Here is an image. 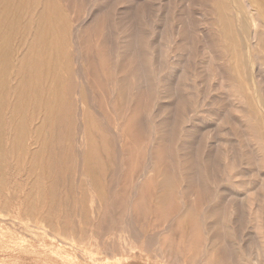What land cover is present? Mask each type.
I'll return each mask as SVG.
<instances>
[{
	"label": "bare ground",
	"instance_id": "bare-ground-1",
	"mask_svg": "<svg viewBox=\"0 0 264 264\" xmlns=\"http://www.w3.org/2000/svg\"><path fill=\"white\" fill-rule=\"evenodd\" d=\"M78 1H80L81 2V6H82V4L84 5V6H86V10H84V9H82L81 7V9L82 10H84L85 11V14H87L86 15V17L84 18V19H82V21H80L81 22V24L78 26L79 28L80 27H85V28H87V29H93L94 27H98V29L99 28H102L101 30V32H103V30L105 29L106 30V32L107 33H110V32H112V36H113V31H111V30H113L114 29V34H117V33H120V34H122L123 36H122V38L121 39H119V37L121 36H117V38L119 39H116V38H114L113 37V39H116V45L114 46L113 45V49L111 48L110 50H109V55L108 56H110V58L109 57H107V58H109V59H111L112 61V63L114 64V65H112L114 68H113V70L114 71H116V72H118V73H116V72H113V70H112V68H111V71L113 72V73H115V74H117V75H119V73H123L122 74V76H121V74H120V76L122 77H118V78H120V80L118 79V80H114V78H115V76H117V75H115L114 76V74H110V72H109V74L107 73L108 72V70H107V72H106V70L105 69H103V72H106L107 74L105 75V76H110V75H112V76H114V78H112V76H110L112 79H109V77H105L104 75H103V72H102V77H105L104 78V82H106L107 83V85L109 84H112L113 83V85H114V83L117 85L118 83L120 84L119 85V87L120 86H122L120 89V91H122L121 93H120V91H119V89H115V85L113 86V88H112V86L110 87V86H108V88L107 87H105V89H106V91L107 90H109L110 88H112L111 90V92H106V93H108V94H106V93H104V94H106V96H108L110 93V96L113 94V92H115V97H117L118 96V100H122V101H125V99H123V97L124 98H126L127 97V99H128V96H130V98L129 99H134V97H137L138 99H139V101L138 100H135L134 102L136 103V102H138L136 105H138L139 103L141 104V102L142 101H146V103H144L143 102V104L141 105V107L140 106H137L136 107V112H134V110H135V108H133L134 110H133V112H134V114L135 113H137V111H139V112H141L140 111V109H137V108H142L143 109V111H142V114H144L145 116H147L148 115V117H146L147 118V123H146V125H147V130H144L143 129V134H145V138H144V135L143 136H141V137H143L142 139L144 140L145 139V141H144V143H146V144H143V142H142V144H140V145H138V146H140L139 148L137 147V149H141L143 146L142 145H144L146 148H145V153L141 150V152H143L144 154H145V156H144V154H142V153H140L139 151H138V153H140L139 155H143L144 156V158L143 159H140L139 160V157H141V156H137L138 155V153H136L137 151H135V150H137L136 148L134 149V148H131V147H133V145H128L129 146V148L131 149V155H132V151H135V152H133V155L136 153L137 155H134L135 156V158H137L138 159V165H137V163H133V166H134V169H133V166H129L128 167V165L126 164V163H128V162H130V161H128L127 162V159H126V161H124L125 159H124V156L126 155H128L129 153L127 152L126 154H124L125 153V151H126V149H127V144H124L123 143V137H124V133H125V135L129 132L128 130L131 128V127H133V126H135L136 125V123H138L139 122V117H141V116H137V114H135V115H133V116H135L133 119H135L136 117V119L138 120V121H136V119H135V121H133L134 122V124L132 125V122L130 121V119L128 118L129 117V115H128V117H127V115L126 114H128V112L126 111V113L124 112V111H121L120 113H123V115L125 116V117H127L129 120L128 121H130L131 122V126H130V128H129V122H127L128 124V129H127V133L126 132H124L123 131V128H126V126H124V120H122L123 118L122 117H118L117 116V118H115L114 119V121L111 123V127H110V130L109 131H111V129H112V131L115 133V136H116V138H117V140H118V145L119 146H121L122 148H125V150L124 149H121L122 151H124V153L122 152V154H124L123 155V161L125 162V165H127V167L128 168H130L131 167V169L134 171V173L135 172H137V176L136 175H133V177H135L136 176V178L134 179L133 177V181H128L130 178H128V180H126V181H128V186L127 185H125V178H124V180H123V178H122V181H124V182H122L123 183V187H121L120 188V190H122V189H124V187L126 188V186H127V188L128 189H130L131 188V185H132V183L131 182H133V185L134 186H132L133 187V191H131V192H128V191H123V193L124 194H126V192H127V194L128 193H131V194H133L134 192H135V190L137 191V189L138 188H141V187H143L144 189L147 187H149V189L150 188H152V192H154V193H152V195H151V197L153 198V199H155V201H152L151 199V197H150V195L148 194V196H147V198H151L150 199V201L153 203V202H155V203H157V204H155L156 206L157 205H159V206H161L160 204H162V206L168 201V203H169V201H171L172 199L174 200L173 202H176V201H178L177 200V198H176V188L177 187H179L177 190H179L180 191V186H179V184L176 182L177 180H174V178L176 177H174V175H176V171H175V173H173V172H170V171H172L171 169L169 170L168 168L173 164V166H174V164H178V163H176L175 161H177L178 159H179V157H177L178 159L177 160H174L176 157L174 156L175 154H173V156L175 157L174 159L172 158L173 156H172V153L175 151H171V159H173L174 160V162L175 163H173V161H172V164H170V166H169V161L167 160V159H169L170 160V156L168 155V154H170V150L172 149V144H176V143H179V145H178V148L179 147H181L180 149H182V151H180V154L178 155V156H180L181 154H182V157L183 156H185L183 159L185 160V163L187 162V171L185 172V170H184V174L182 173V175H184L185 176V174L187 175L186 177L187 178H189L188 176L189 175H191V174H193V169H195V172H196V167L198 168V167H200L196 162V159H194V157L196 156V155H194V154H196V153H194V151H195V145H199L200 147H199V150H200V148H201V150H203V153L202 152H200L201 154H203V161L202 162H204V166L202 165V168L201 169H203V167H205V169L206 170H209V171H211L212 170V168H214V165H213V163H216L215 161H213L212 159H213V157L214 158H216V159H218V158H220V160H223V158H224V162L222 161L221 163H220V165H219V169H220V175H219V173L218 174H214L213 176H211V178H212V180H211V178L209 177L210 176V174H212V172L210 173L209 172V175L208 174H206V173H204V170H201L203 173H198V176H200V177H202V180H200V177L198 178V180H200V183L198 182V180L196 179L195 180V182H194V184H196L197 182L199 183V184H202L201 185V188L197 185V187H195L196 185H194V187L195 188H197V189H199L200 188V193H202V200H205V201H207V202H203V203H208V204H212V202L213 201H220L219 203H222L223 201H225V203L227 202V200H233V201H237V199L238 200H242V203H237V204H243V201L248 197L247 195H249V194H251L252 193V191L251 190H254L255 189V187L257 188V190H258V188H260L259 186H261L262 187V190H264V0H172V3H173V8H172V10H170L171 9V2L169 1V0H166V2L168 3V4H166V5H163L161 8L159 7V9H161V12H162V18H161V14L158 16V17H160L161 19L159 20L160 22L162 21V27H161V29L159 30L160 32V35H159V38H161V39H159V40H157V42H153V39L151 40V39H149V37L148 36H153V35H155V34H153L151 31L153 30V24H150V33H148V35H147V37L145 38V36L143 37L142 35V32L140 31V30H138V29H140L139 28V26H135L136 28H137V30H134L132 27V29H128V22L126 23V22H124V23H120V26L118 27V26H116L113 22H109V20H111V18L112 19H114V16H115V14L117 13L116 12V10H115V14L113 15L112 14V16H111V18H110V15L108 14V12H104L105 10L107 11V8L105 9L104 7H103V5H104V3L106 4V2H107V0H97V1H94V0H78ZM78 1H76V4H78L79 5V3H78ZM115 1V0H114ZM117 1V0H116ZM120 1H122V0H120ZM144 2H146V1H149V0H143ZM142 1V2H143ZM62 2L65 4V1L64 0H0V127L2 126V124H3V120H4V114H3V112H4V109H5V105L7 104H5V93H6V87H7V85L9 84H7V80L11 77L10 75H11V73L13 74V76H14V78H18V80L16 81V82H18V84H19V86L17 85V87H15L14 89L15 90H13V92L15 91V95H16V97H17V99L19 100V102L22 100V98H27V97H29L30 95H32V99H33V105L36 103L37 105H38V108H40L41 106V104H43L44 105V108L45 107H47V108H45V112H46V114H47V117H49V119H50V117L52 116L51 115V112H53V109L54 110H57V109H60V107L62 106H65L64 104H65V99L62 97H59L58 96V98H57V101H55V99L54 98H52V99H54V101H55V106H53V104L52 105H50L51 103H49V102H47V101H49V99L48 100H46V101H44V97H43V95L45 94V91H44V93H43V95H42V90H45V89H43V87H42V89H40V86H43V85H40V80L42 79V76L41 75H43L42 73V71H43V69L45 68V73H46V77H44V81H45V78H46V80H48L47 79V75L49 74L48 72H51V73H53L52 72V70H54V69H52V67L53 68H59V66H60V63H62L63 62V60L61 59V58H59V59H61L62 61L60 62V60L58 59H56V56L57 55H59V54H61L60 55V57H62L64 60H65V63L69 60V56H71V58L72 57H74V56H72L71 54H70V52L68 51V50H70L69 48H73L74 46H70L68 49H66L67 47H64L63 46V44H62V46L65 48L64 50L62 49V47H61V45H60V43H58V40H57V38L55 39V37L56 36H59V35H61V34H70L73 30H76L78 27L76 26V27H74L73 26V24L72 23H70V21L72 20V19H74V18H71V20H68V16L66 15V12H65V10H64V6H62L61 4H62ZM90 2H94L93 4L92 3H90ZM136 2V1H135ZM138 2V1H137ZM115 3V2H114ZM119 3V2H118ZM129 3V2H128ZM86 4V5H85ZM126 4V3H125ZM131 4V3H130ZM137 4V3H136ZM143 4V3H142ZM146 3H144V5H145ZM66 5V4H65ZM70 5V4H69ZM71 5H72V2H71ZM78 5H76V7L78 6ZM170 5V7H168V6ZM84 6H82V7H84ZM116 5L114 4V7H115ZM117 6H118V4H117ZM143 6V5H142ZM69 7H71V6H69ZM72 7H74V6H72ZM75 7V8H76ZM113 7V8H114ZM144 7V6H143ZM147 7V6H146ZM146 7H144V8H146ZM65 8H68V7H66L65 6ZM74 8V9H75ZM78 8V7H77ZM80 8H78L79 10H80ZM136 8H138V7H136ZM136 8H134V6H133V11H136V10H134V9H136ZM149 8V7H148ZM148 8H147V11H148ZM73 9V11H75ZM77 9V10H78ZM112 9V8H111ZM126 9V8H125ZM139 9L141 10V7L139 6ZM69 10H71V9H69ZM76 10V11H77ZM82 10H80V11H82ZM145 10V9H144ZM144 10H141V11H143L144 12ZM122 10H119V14H120V12H121ZM141 11L140 12H138V10L136 11V15H137V12L140 14L141 13ZM170 11V12H169ZM132 12V11H131ZM160 12V13H161ZM172 12V16L173 17H170L171 15H170V13ZM82 13V12H81ZM80 13V14H81ZM133 13V12H132ZM153 13V12H152ZM152 13H150V14H152ZM79 14V13H78ZM77 14V16L76 17H79V15ZM111 14V13H110ZM118 14V15H119ZM122 14H123V12H122ZM125 14V13H124ZM127 14H129V13H127ZM138 14V15H139ZM72 15V14H71ZM117 15V16H118ZM121 15V14H120ZM131 15V14H130ZM147 15H149V13L147 12ZM82 16H85V15H82ZM81 16V17H82ZM122 17H123V15H121ZM126 14L124 15V18H126V17H128V16H126ZM146 16V15H145ZM132 15H131V19H132ZM139 17H142V16H140L139 15ZM147 17V16H146ZM80 18V17H79ZM79 18H77V20L79 19ZM109 18V19H108ZM119 18H121V17H119ZM135 17H133V19H134ZM133 19H132V21H133ZM137 19H139V18H137ZM136 19V20H137ZM140 19H142V18H140ZM150 20H151V17L149 18ZM159 19V18H158ZM76 20V21H77ZM123 20V19H122ZM127 20V19H126ZM135 20V21H136ZM143 20V19H142ZM149 20V21H150ZM76 21L74 22V23H76ZM79 21V20H78ZM114 21H115V19H114ZM116 21H117V19H116ZM132 21H131V23H132ZM138 21V20H137ZM136 21V22H137ZM144 21V20H143ZM146 22V21H145ZM153 22V21H152ZM158 21H157V18H156V21H155V23H157ZM159 22V23H160ZM110 23H112L113 25H111ZM116 23V22H115ZM154 23V22H153ZM118 25V24H117ZM130 25V24H129ZM136 25H138V24H136ZM142 25V24H141ZM140 25V27H142ZM160 25V24H159ZM113 26V29L111 28V27ZM133 26H134V22H133ZM145 26H147V24L145 25ZM130 27V26H129ZM149 27L147 26V30H148V32H149ZM160 27V26H159ZM108 28H111V30H110V32L108 31L109 29ZM135 28V29H136ZM82 29V28H81ZM86 30V29H85ZM84 30V31H85ZM83 31V32H84ZM96 31V30H95ZM143 31H144V29H143ZM75 32V31H74ZM78 32V31H77ZM80 32H82V31H80ZM80 32H79V34H80ZM87 32V31H86ZM86 32H84V33H86ZM100 33L98 30L94 33V31H93V35H96V33ZM122 32V33H121ZM88 33H89V30H88ZM86 34V37L90 40V36L88 37L87 35H89V34ZM90 33V34H91ZM97 33V34H98ZM155 33V32H154ZM75 34H76V32H75ZM81 34H83V33H81ZM101 34H103V33H101ZM101 34H98V35H101ZM106 34V33H105ZM146 34V33H145ZM153 34V35H152ZM157 34V33H156ZM78 35V34H77ZM108 35V34H107ZM80 36V35H79ZM82 36V35H81ZM114 36H116V35H114ZM65 37V35L63 36L62 35V37L61 38H64ZM67 37V36H66ZM65 37V38H66ZM83 37H85V36H83ZM95 37V36H94ZM100 37L101 36H97L96 37V39L95 40H93V43H95L96 42V40H97V43H103L104 44V47H105V45H107L106 46V48L108 47V44H105V40L104 39H102V40H104L103 42H100V41H102V40H100ZM105 38V36L103 35L102 36V38ZM60 38V37H59ZM71 38V37H70ZM82 38V37H81ZM97 38H99V39H97ZM109 38H112V37H109ZM151 38V37H150ZM57 40V42L55 41V40ZM83 39V38H82ZM88 39L85 41V42H87L88 41ZM92 39H94L93 37H92ZM106 39V38H105ZM19 40L21 41V42H19ZM71 40H74L73 38L71 39ZM17 41L21 44L22 43V41L23 42H25L26 43V45H27V50H28V53H29V57H26L25 58V56H26V54L25 55H20V57H19V61H18V64L16 65V67H14L15 69V71H13L12 69H13V58H15V56H14V53H15V50H14V48H15V45H16V43H17ZM91 42H92V40H90ZM95 41V42H94ZM115 41V40H114ZM55 42H56V44H55ZM61 42H62V39H61ZM89 42V41H88ZM87 42V43H88ZM107 42H109L108 41V39H107ZM106 42V43H107ZM65 43H67L66 41H65ZM74 43H75V41H74ZM159 43H161V45L159 44ZM23 44V43H22ZM68 44V43H67ZM76 44V43H75ZM85 44V43H84ZM90 44V43H89ZM92 44V43H91ZM91 44H90V46H91ZM96 44V43H95ZM99 44H96L95 46L97 47V45H98V48H100L101 46H99ZM102 44V45H103ZM24 45V44H23ZM53 45H60V47L58 46V48H59V50L57 51V52H60V49H62V52H60L59 54H57L56 55V53L54 54V55H52V50L50 49V53L48 52V49L49 48H52V47H54ZM66 45V44H65ZM69 45V44H68ZM68 45H66V46H68ZM110 46H112V45H110ZM56 47V49H58L57 48V46H55ZM103 48V46L101 47V50H103L102 49ZM15 49H17V47L15 48ZM82 49V48H81ZM89 49H90V47H89ZM55 50V49H54ZM83 50V49H82ZM91 50V49H90ZM105 50H107V49H105ZM105 50L103 51V52H105ZM56 51V50H55ZM94 51V50H93ZM71 52H72V50H71ZM80 52V51H79ZM86 52V51H85ZM84 52V53H85ZM97 52H99L98 50H97ZM107 52V51H106ZM17 53V52H16ZM18 53H19V51H18ZM82 54H84L83 53V51L81 52ZM93 53V52H92ZM92 53H90V54H92ZM98 54H101V52L100 53H98ZM74 55V54H73ZM78 55H79V53H78ZM77 55V56H78ZM86 55H87V53H86ZM89 55V54H88ZM88 55H87V58H88ZM93 55V57H96L97 56V58H98V55H97V53H96V55L93 53L92 54ZM95 55V56H94ZM52 56H55V59L53 58V60H57L58 62H60V63H58V64H56V65H53V66H51V64H52V62H53V60L51 59L52 58ZM76 56V57H77ZM100 56V55H99ZM103 56V55H102ZM107 56V55H106ZM185 56H187V58L189 59V61H191V60H193L194 61V63H192V64H194V66H196V68H193V70L191 71V70H189V68H186L187 70H189L190 72H188V71H186L185 70V66H183V62H184V60H182V58H184ZM85 57V56H84ZM78 58V57H77ZM77 58H76V60H77ZM86 58V59H87ZM89 58H91V60L90 61H94V60H92V57H90L89 56ZM97 58H95V60L97 59ZM106 58V59H107ZM82 59V58H81ZM99 59V58H98ZM80 59H78L77 61H79ZM89 60V59H88ZM100 60H101V57H100ZM187 60V59H186ZM71 61V63H73L72 62V60H70ZM102 62H103V60H101ZM108 61H110V60H108L107 59V61L106 62H108ZM84 63V60H82L81 61V63ZM100 61H98L97 63H99ZM188 61H186V63H187ZM20 63V64H19ZM54 63H56V62H53V64ZM90 63V62H89ZM93 63V62H92ZM101 63V62H100ZM103 63H105V62H103ZM111 63V64H112ZM190 63V64H191ZM67 64L69 65V66H66V67H70V64H69V62H67ZM76 64V63H75ZM85 64V63H84ZM87 64V63H86ZM85 64V65H86ZM96 64V63H95ZM107 64V63H106ZM185 64V63H184ZM57 65H59V66H57ZM65 65V64H64ZM83 65V64H82ZM81 65V66H82ZM91 65H94V64H91ZM97 65V64H96ZM95 65V66H96ZM99 65V64H98ZM62 66V65H61ZM100 66H103V65H100ZM100 66H98V68L100 67ZM105 67L107 66V65H104ZM183 66V67H182ZM188 66V65H187ZM192 66V65H191ZM193 66V67H194ZM63 68H61L60 67V69H59V71L61 72L62 70H64V66H62ZM108 67V66H107ZM109 67H111V65L109 66ZM75 68V67H74ZM78 69V68H77ZM87 69L89 70V67L88 68H86V66H85V71H83L84 73H82V74H87V73H85L86 71H87ZM91 69V73H95V71L93 70V72H92V67L90 68ZM196 69V70H195ZM57 70V69H56ZM55 70V71H56ZM84 70V69H83ZM97 70V69H96ZM105 70V71H104ZM110 70V69H109ZM66 71L67 72H69V70H67L66 69ZM70 71H73V68H71V70ZM101 71V70H100ZM65 72V71H64ZM63 72V73H64ZM62 72H61V74H63ZM74 73V72H73ZM73 73H70V74H73ZM97 73H99V72H97ZM60 74V73H59ZM59 74H58V76H59ZM77 75V73H74V75ZM101 74V73H100ZM191 74V75H190ZM52 75V74H51ZM73 75V76H74ZM92 75V74H91ZM91 75H90V79L91 78H93L92 80L95 82V80L97 79V82L99 81V77L96 75V74H94V75H96V77L94 78V77H91ZM93 75V76H94ZM186 75H190V77L191 78H187L188 79V81H191V82H189V83H191V90L192 89H194L195 91H196V93H195V91H193L194 93H195V97H196V100H194L193 101V104H192V106L190 105L189 106V103H188V100H187V91H184V90H187V89H185V87H186V85H188L189 83L187 82V83H185V85H183L184 84V81L185 80H187L186 79ZM49 76V75H48ZM58 76H56L55 77V79L57 80H55L54 79V77H53V79H51V82L52 83H56L55 85H58V84H60V85H62L63 86V84H65V83H63V84H61V81L59 82L58 81ZM51 77V78H52ZM63 77H66L64 74H63ZM62 77V78H63ZM69 78H70V76H68ZM101 77V76H100ZM101 77V78H102ZM77 78V77H76ZM86 78H88L89 79V74L87 75V77ZM13 79V78H12ZM61 79V77L59 76V80ZM90 79L88 80V81H90ZM95 79V80H94ZM106 79V80H105ZM191 79V80H190ZM11 80V79H10ZM53 80H55V81H53ZM68 80V79H67ZM77 80V79H76ZM75 80V81H76ZM79 80V79H78ZM102 80V79H101ZM100 80V81H101ZM11 81H14V79L13 80H11ZM50 81V80H49ZM63 81V80H62ZM73 81V80H72ZM72 81H68V82H72ZM80 81V80H79ZM99 81V82H100ZM15 82V83H16ZM47 82V81H46ZM46 82H45V84H46ZM59 82V83H58ZM64 82H65V78H64ZM77 82V81H76ZM92 82V81H91ZM99 82H98V86H99ZM102 82V81H101ZM49 83V82H48ZM51 83V84H52ZM85 83V82H84ZM106 83H105V85H106ZM7 84V85H6ZM44 84V85H45ZM50 84V83H49ZM48 85V87L50 86H52V85ZM69 84V83H68ZM79 86V84L78 83H73V87H74V85L75 86H77V85ZM96 84V83H95ZM94 84V85H95ZM100 84H104V83H100ZM15 85V84H14ZM54 85V86H55ZM91 85V84H90ZM104 85V86H105ZM190 85V84H189ZM72 86V85H71ZM82 86V85H81ZM79 87V88H83L84 87V85H83V87ZM87 86V85H86ZM48 88V90L50 89L51 90V88ZM56 87V86H55ZM55 87H53L52 89H53V91H55ZM58 87V86H57ZM64 87V86H63ZM69 86H67L66 87V90H67V88H68ZM73 87H71L70 88V90L73 88ZM93 88H94V86H92ZM110 87V88H109ZM118 87V88H119ZM189 87V86H188ZM60 88V87H59ZM90 88V87H89ZM104 88V87H103ZM103 88H99L98 90H103ZM184 88V89H183ZM57 89V88H56ZM61 89V88H60ZM77 89V88H76ZM122 89H124V91L122 90ZM203 89V90H202ZM61 90H63V88L61 89ZM73 90L74 91H76L75 90V88H73ZM72 90V92H74ZM81 90V89H80ZM80 90H78L79 91V93H80V96H81V93H82V91H80ZM92 92L91 93H96V92H93V89L91 88L90 89ZM94 90H95V88H94ZM190 90V89H189ZM188 90V91H189ZM190 90V91H191ZM60 91V90H59ZM68 91H69V89H68ZM105 90H103V92H104ZM183 91L184 92H186V95H184V93H183ZM189 91V92H190ZM191 91V92H192ZM12 92V93H13ZM50 91H48V93H49ZM62 92V91H61ZM61 92H60V96H62L63 94H61ZM71 92V91H70ZM69 92V93H70ZM116 92H118L117 93V96H116ZM188 92V93H189ZM65 93H67L66 91H65ZM76 93V92H75ZM74 93V94H75ZM83 93H85V92H83ZM83 93H82V96H84L83 95ZM98 93H99V91H98ZM101 93H102V91H101ZM123 93H126V95H124V96H122L123 95ZM194 93H191L192 95L194 94ZM55 94L56 93H53V96L55 97ZM58 94H59V92H58ZM118 94H122L121 96L122 97H120ZM47 95H50L51 96V92L49 93V94H47ZM66 95H68V94H66ZM73 95V94H72ZM100 96V95H99ZM113 96V95H112ZM126 96V97H125ZM68 97H70V96H68ZM74 97V96H73ZM75 97H76V95H75ZM94 98L96 97L95 96V94H94V96H93ZM115 97H113V99L115 98ZM189 97H192L193 99H194V97L193 96H191V95H189ZM188 97V98H189ZM60 98V99H59ZM79 98V97H78ZM82 98H84V101H86L85 100V97H82ZM93 98V99H94ZM144 98V99H143ZM52 99H51V101H52ZM62 99H63V101H62ZM69 99V98H68ZM75 100H76V98H74ZM73 99V100H74ZM112 99V98H111ZM116 99V98H115ZM142 101H141V100ZM153 101H152V100ZM193 99H189V100H193ZM17 100V101H18ZM70 100H71V98H70ZM73 100H71V101H73ZM80 100V99H79ZM98 100V99H97ZM100 100H102L103 101V98H101ZM100 100H98V101H100ZM152 101L153 103L151 104L150 103V101ZM160 100H162L161 102H163L164 101V103H159L158 101H160ZM15 101H16V98H15ZM29 101V100H28ZM77 101V100H76ZM95 101V100H94ZM110 101V100H109ZM117 101V100H116ZM122 101L120 102V103H122ZM131 101V100H130ZM141 101V102H140ZM148 101H149V103H148ZM19 102H17V104L19 103ZM87 102V101H86ZM190 102V101H189ZM29 103V102H28ZM68 103H70V102H68ZM72 103H75V102H72ZM77 104H78V102H76ZM75 103V104H76ZM84 103V102H83ZM90 103H92V102H90ZM89 103V104H90ZM104 102H102V104H103ZM113 103H115L114 101H113ZM117 103H119V102H117ZM131 103V102H130ZM188 103V104H187ZM48 104L50 105V106H48ZM85 104V103H84ZM149 104H150V106H149ZM160 104V106L159 107H157V109H155V110H153V109H151V110H149V108H147V107H151V105H152V107H155V106H158ZM161 104H164V105H161ZM191 104V103H190ZM67 105V104H66ZM93 105V104H92ZM91 105V106H92ZM115 105H117V104H115ZM115 105H114V107H115ZM124 105V104H123ZM135 105V104H134ZM135 105V106H136ZM13 106V105H12ZM73 106L75 107L76 105H74L73 104ZM78 106V105H77ZM82 106V105H81ZM86 106V108H87V105H85ZM104 106H106V104L104 105ZM103 105H101V107H104ZM109 106V105H108ZM125 107L124 108H126V102H125V105H124ZM134 106V107H135ZM187 106H189V107H187ZM19 107V106H18ZM26 107H27V104H26ZM25 107V108H26ZM31 107V106H30ZM33 107L34 106H32L31 107V109L33 110ZM62 107H61V109L59 110V111H57L58 113H57V115L55 116V118H54V122L53 123H55V125H54V132H52L53 133V135L51 136V141L53 142L52 143V145L55 143V142H57L58 143V141L59 142H61L62 143V146H64L63 145V143H64V141H65V139H64V141L62 142V138H64V130H63V127H64V124L66 123V121L68 120H65L66 118H65V113H66V111H64L65 113L63 114V112H61L62 111ZM74 107H73V109H74ZM98 107H100V105H98ZM118 106H116V109L118 110V108H117ZM121 106H119V108H120ZM132 106H130V108H131ZM205 107H206V109H207V107H209L208 109L210 110L209 111V114H207V112H206V110H205ZM37 108V109H38ZM64 108V107H63ZM65 108H67V107H65ZM78 107H76V109H77ZM83 108V107H82ZM112 108H113V106H112ZM122 109H124L123 107H121ZM129 107H127V109H128ZM156 108V107H155ZM10 109V108H9ZM19 109H20V107H19ZM36 109V110H37ZM46 109H47V111H46ZM100 109V108H99ZM106 109H107V106H106ZM106 109H103V111H104V113L106 112ZM108 109H109V107H108ZM116 109H113V110H115L114 111V113L116 112ZM127 109H124V110H127ZM40 109H38V111H39ZM64 110V109H63ZM82 110V109H81ZM85 110V109H84ZM88 110H90V109H88ZM101 110V109H100ZM111 110L112 109H110V110H107V111H109L110 112V114H112V116H113V112L111 113ZM131 110H132V108H131ZM130 109L128 110L129 112H131L132 113V111H131ZM41 111V110H40ZM39 111V112H40ZM73 111V110H72ZM92 111V110H91ZM90 111V112H91ZM95 111V110H94ZM102 111V110H101ZM119 111H120V109H119ZM30 112V111H29ZM83 112V111H82ZM84 112H86V111H84ZM83 112V113H84ZM96 112V111H95ZM109 112H107L106 113V115L109 113ZM11 113H12V116L11 115H9L11 118H10V121H9V131H11L12 133L14 132V133H17L18 135V137L16 138V139H11L12 141H14L15 140V142L17 143V144H19V145H21V143H22V141H23V138H25L26 137V135H27V133H29L28 131H27V122H26V112L24 111V113H22V112H19V110H18V108L16 107V105H15V107L13 106L12 108H11ZM33 113V112H32ZM38 113V112H37ZM43 113V112H42ZM80 113V112H79ZM103 113V112H102ZM151 113V114H150ZM204 113H206L205 115L206 116H204L203 114ZM68 116H69V114L68 113H66ZM72 114V113H71ZM73 114H75V112L73 113ZM85 115H83V116H86V113H84ZM92 114V113H91ZM95 114V113H94ZM109 114V115H110ZM118 114V113H117ZM133 114V113H132ZM140 114V113H139ZM151 115V117H150V115ZM166 114V116L163 118V115H165ZM167 114H168V116H167ZM39 115V114H38ZM66 115V116H67ZM119 116H120V114H118ZM144 115H142V117L144 116ZM208 115V116H207ZM33 116V115H32ZM32 116H30V117H32ZM145 116H144V118H145ZM8 117V116H7ZM36 117V116H35ZM73 117H75L74 115H72V118ZM88 117V116H87ZM141 117V118H142ZM9 118V117H8ZM33 118V117H32ZM45 118V117H44ZM67 118H69V117H67ZM71 118V117H70ZM69 118V119H70ZM84 117H82V119H83ZM103 118H105V117H103ZM103 118H101L102 120H103ZM131 118H132V116H131ZM145 118V119H146ZM216 119L215 121L216 122H214L213 123V121H212V119ZM47 119V118H46ZM49 119H47L48 121H50L51 119H52V117H51V119L49 120ZM91 119V118H90ZM96 118H94V120H95ZM144 119V120H145ZM28 120H30L31 121V119H28ZM43 120V119H42ZM46 120V121H47ZM74 121H76V117H75V119H73ZM78 120V119H77ZM79 120H80V118H79ZM88 120V119H87ZM86 120V121H87ZM107 120H108V118H107ZM142 119H140V121H141ZM36 121V120H35ZM47 121V122H48ZM82 121V120H81ZM91 121H92V119H91ZM104 121V120H103ZM125 121H127V120H125ZM146 121V120H145ZM208 121H210V122H212V125H210L209 123H208ZM84 123H86V124H88L87 122H85V121H83ZM108 122V121H107ZM111 122V121H110ZM110 122L109 123H107V124H109L110 125ZM123 122V123H122ZM136 122V123H135ZM207 122V123H206ZM30 123H33L32 121L30 122ZM50 123V122H49ZM75 123V122H74ZM84 123H83V127L85 126L84 125ZM144 123V126H146L145 125V122L143 121L141 124H143ZM42 124H43V126H44V122H42ZM47 124L48 123H46V126H47ZM51 124V123H50ZM98 124H99V122H98ZM102 123H100V125H101ZM140 124V123H139ZM140 124V125H141ZM230 125V126H232V128L230 129V131H228L227 130V128H226V130L224 129L225 128V126L224 125ZM91 125V124H90ZM89 125V126H90ZM200 125H205L206 127H204V126H201L200 128H199V126ZM210 125V126H209ZM43 126H42V128H43ZM68 126V125H67ZM71 126H73V125H71ZM88 126V127H89ZM122 126H123V128H122ZM137 126V128H139V130H141L142 131V129H140L141 127H142V125L140 126V127H138L139 125H136ZM50 127V126H49ZM101 127H102V125H101ZM103 127H105V126H103ZM202 127H204V128H202ZM238 127V129H239V134L237 135V133H236V135H234V134H231V130L232 131H234L236 128ZM47 128H48V126H47ZM65 128H67V127H65ZM69 128V127H68ZM74 128V127H73ZM72 128V129H73ZM90 128H92V127H90ZM90 128H88V129H90ZM145 128V127H144ZM40 129H41V127H40ZM50 129V128H49ZM52 129V130H53ZM77 129V128H76ZM87 129V128H86ZM97 129V128H96ZM105 129V128H104ZM135 129V128H134ZM134 129H130L132 132L134 131ZM238 129H236V130H238ZM42 130V129H41ZM74 130V129H73ZM83 130H84V128H83ZM82 130V131H83ZM93 130V129H92ZM101 130H103L102 128H101ZM136 131L135 132H133L132 134H129L130 135V137H131V135L133 136V138H134V134H136L137 135V130L138 129H135ZM215 131V133H212L211 134V132L212 131ZM235 130V131H236ZM46 132L48 131V129L47 130H45ZM69 131V130H68ZM75 131V130H74ZM94 131V130H93ZM141 131L139 132L140 134H141ZM235 131L233 132V133H235ZM42 132V131H41ZM44 133L43 134V142H41L43 145L42 146H44V142H45V138H46V135L48 136V134L47 133H49V132H47V133ZM64 132V133H63ZM85 132L87 133L88 131H86L85 130ZM91 132V131H90ZM90 132H88L89 134H90ZM101 132V131H100ZM112 132V133H113ZM124 132V133H123ZM69 133V132H68ZM70 133H71V131H70ZM87 133V134H88ZM94 133V132H93ZM90 134V135H92V136H94L95 134ZM104 133V132H103ZM139 133H138V135H139ZM46 134V135H45ZM72 134H73V132H72ZM85 134V133H84ZM87 134H85V135H87ZM198 134V135H197ZM230 134L232 135V136H234L232 139H234L235 137V139L234 140H227L226 139V137H227V135H229L230 136ZM1 135V134H0ZM40 135V134H39ZM50 135V134H49ZM97 135V134H96ZM96 135L94 136V137H96ZM105 135V134H104ZM110 135V134H109ZM137 135V136H138ZM196 135H197V138H198V136H199V138H198V143L197 144H195L194 143V138L196 137ZM91 136V138H94V137H92ZM102 136V135H101ZM101 136H99V138L101 137ZM111 136V135H110ZM231 136V137H232ZM238 136H240V137H238ZM42 137V136H41ZM45 137V138H44ZM74 138H75V135L73 136ZM86 137H88V135L86 136ZM90 137V136H89ZM89 137L87 138V139H89ZM108 137V136H107ZM136 137V136H135ZM3 138V137H2ZM12 138H14L13 137V135H12ZM48 138V137H47ZM46 138V140H48ZM102 139H98V140H103V137H101ZM106 138V136L104 137V139ZM112 138V137H111ZM133 138H131V140H130V143L132 144L134 141H137V139H134V141H132V139ZM137 138V137H136ZM140 137L138 136V139H139ZM238 138H241L240 140L238 139ZM26 139V138H25ZM95 139H97V138H95ZM108 139V138H107ZM106 139V140H107ZM126 139H130L129 138V136H128V138L126 137ZM126 139H124L125 141H127ZM141 139V138H140ZM90 141H91V139H89ZM89 140H87V141H89ZM142 140V141H143ZM51 141H49V142H51ZM93 141V140H92ZM100 141H98V143L100 142ZM4 142V141H3ZM94 142H96L95 140H94ZM94 142H93V144H94ZM141 142V140L139 141H137V143L135 142V145H137V144H139V143ZM159 142V143H158ZM172 143L171 145H166V143ZM11 143H13V142H11ZM97 143V144H98ZM127 143H128V141H127ZM130 143H128V144H130ZM167 143V144H168ZM51 144V143H50ZM101 144V143H100ZM107 144V143H106ZM157 144H159L160 146H157ZM236 144V145H235ZM237 144H238V146H237ZM39 145V144H38ZM51 145V146H52ZM65 145H66V143H65ZM87 145V144H86ZM89 145V144H88ZM126 147H125V146ZM162 145H164V146H162ZM182 145V146H181ZM41 146V145H40ZM41 146V147H42ZM48 146H50L49 144H48ZM50 146V147H51ZM62 146L59 144V146H58V149H57V147H56V149H55V151H56V153L54 154V155H52L53 154V152H52V154L50 155V158H51V156H52V158L50 159L51 161V163L48 165V170H46V171H49V173L50 174H53V165H55V164H57V158H58V156H59V159H62V158H60L61 156H60V154H62L61 152H62ZM66 146H68V145H66ZM71 146V145H70ZM69 146V147H70ZM80 146V145H79ZM105 146V144L102 146L101 145V147H104ZM107 146V145H106ZM170 146V147H169ZM1 147V146H0ZM14 147V146H13ZM17 146L15 145V148H16ZM23 147V146H22ZM21 147V148H22ZM25 147V146H24ZM45 147V146H44ZM53 147V146H52ZM55 147V146H54ZM87 147L88 146H86V150H90V151H92L91 149L94 147V148H97L95 145H93V147L91 148V149H87ZM100 147V148H101ZM135 147V146H134ZM223 147H226L225 149H221V148H223ZM227 147H229L228 149H227ZM27 148V147H26ZM49 148V147H48ZM72 149H73V147H71ZM69 149V148H67V149H69L70 151L69 152H71V150L72 149ZM104 148H106L105 150L107 151V147H104ZM144 148V147H143ZM142 148V149H143ZM177 148V149H178ZM6 149V148H5ZM130 149H128V150H130ZM174 149V148H173ZM38 150H40L41 151V148L40 149H37L36 150V154L34 155V158H38L39 157V155L41 154L40 153V151H38ZM59 150V151H58ZM104 150V149H103ZM103 150H101V151H96V150H94L93 149V154H91V155H93V156H90V157H94L95 155H96V152H103ZM127 150V151H128ZM168 150V151H167ZM179 150V149H178ZM183 150H184V154L182 153L183 152ZM200 150V151H201ZM12 151V150H11ZM38 151V152H37ZM44 151V149H42V154L44 153L43 152ZM57 151H58V153H57ZM94 151H95V153H94ZM111 151V150H110ZM114 151V150H113ZM177 151V150H176ZM223 151H224V154H223ZM13 152V151H12ZM73 152V151H72ZM89 152V151H88ZM74 153V152H73ZM91 153V152H90ZM175 153V152H174ZM177 153H179V151L177 152ZM0 154H1V151H0ZM20 154V153H19ZM41 154V155H42ZM45 154V153H44ZM50 154V153H49ZM221 154H223V157H219ZM8 155V154H7ZM67 155H68V153H67ZM100 154H98V156H99ZM107 155H109V154H107ZM106 155V156H107ZM131 155L129 156L128 155V157H129V160H132L133 162H134V159L135 158H132V157H134L133 155H132V157H131ZM43 156V155H42ZM63 156V155H62ZM88 156V155H87ZM113 155L111 154V157H112ZM116 156V155H115ZM126 156H125V158H126ZM142 156V157H143ZM201 156V155H200ZM225 156V157H224ZM10 157V156H9ZM17 157V156H16ZM68 157V156H67ZM73 157H75V156H73ZM96 157H97V155H96ZM99 157H101V156H99ZM99 157H97V158H99ZM110 156H108V158H109ZM131 157V158H130ZM181 157V156H180ZM69 159H70V155H69V157H68ZM85 158V157H84ZM95 158V157H94ZM93 158V159H94ZM107 158V157H106ZM196 158V157H195ZM222 158V159H221ZM7 159V158H6ZM22 159V158H21ZM64 159H65V157H64ZM88 160V158H85V160ZM93 159H91L90 160V158H89V161L87 162V161H85V162H87V168H88V170L92 167L93 168V171H94V168L96 169V168H98L97 170L99 171V169L102 167V168H104V170L105 171H107L105 168H106V166H99V165H97V166H95V167H93L94 165H92V163H98L99 164V162H101V161H99V159H98V161H97V159H96V162H93ZM115 159V158H114ZM137 159H135V160H137ZM181 159V158H180ZM198 159H200V157L198 158V156H197V160ZM202 159V158H201ZM2 160H4V159H2ZM42 160H44V159H42ZM107 160V159H106ZM121 160V161H122ZM141 160L143 161V163H140L141 162ZM5 161V160H4ZM18 161H21V160H18ZM46 161H47V159H46ZM65 161V160H64ZM64 161H62V162H64ZM68 161V160H67ZM72 161V160H71ZM92 161V162H91ZM95 161V160H94ZM115 161V160H114ZM118 161V160H117ZM140 161V162H139ZM164 161H166V163L164 162ZM171 161H170V163H171ZM199 162H201V160H198ZM2 162V161H1ZM45 162V161H44ZM59 162V161H58ZM68 162H70V161H68ZM110 162H112L111 160H110ZM120 162V161H119ZM181 162V161H180ZM19 163H22V162H19ZM96 163V164H97ZM105 163V162H104ZM103 163V164H104ZM114 163V162H113ZM132 162H130V163H128V164H131ZM164 163L166 164V166H163L164 165ZM182 163H184V161L182 162ZM5 164V163H4ZM43 164V163H42ZM62 164V163H61ZM65 165L67 164V162H65L64 163ZM69 164V163H68ZM102 164V165H103ZM106 164V163H105ZM104 164V165H105ZM139 164H141V165H139ZM222 164V165H221ZM38 165H40V164H38ZM71 165H72V162H71ZM119 166H121L120 164H118ZM124 165V166H125ZM132 165V164H131ZM112 166V165H111ZM172 166V167H173ZM178 166H180V164H178ZM217 166V164H215V167ZM64 167V166H63ZM70 167V169H72L71 168V166L70 165H68V167H67V169ZM72 167H74V164H73V166ZM80 167V166H79ZM113 167H114V165H113ZM126 167V166H125ZM127 167H126V171H128L127 170ZM181 168H182V166H180ZM35 168V167H34ZM116 168V167H115ZM59 169V168H58ZM65 170H66V168H64ZM70 169H69V173H68V171L66 172V173H68V175L70 174ZM75 169V168H74ZM73 169V170H74ZM82 169L83 168H81V171H82ZM175 169H177V168H175ZM199 169V168H198ZM219 169H218V171H219ZM34 170V169H33ZM39 170V169H38ZM40 170H42L41 168H40ZM60 170V169H59ZM72 170V171H73ZM78 170H80V169H78ZM97 170H96V172H97ZM110 170H112V169H110ZM174 170V169H173ZM178 170V169H177ZM180 170V169H179ZM76 171H77V169H76ZM86 171V170H85ZM100 171H101V169H100ZM99 171V176L101 175V172ZM119 172L120 170L119 169H117L116 170V172ZM124 171V173H126V171L125 170H123ZM123 171H121L122 173H123ZM197 171H199V170H197ZM218 172L217 171V168H216V170L214 169V172ZM35 172V171H34ZM41 172V171H40ZM108 172V171H107ZM115 172V171H114ZM129 172V174L132 176V171H131V173H130V171H128ZM182 172H183V170H182ZM64 173V172H63ZM74 173H76L75 172V170H74ZM83 173H84V171H83ZM88 173V172H87ZM89 173H90V171H89ZM177 173H178V171H177ZM34 174V173H33ZM44 174V173H43ZM42 174V175H43ZM73 174V173H72ZM71 174V175H72ZM103 174V173H102ZM127 174V173H126ZM128 174V175H129ZM199 174H201V175H199ZM38 175H39V173H38ZM66 175V174H65ZM122 175H124V174H122ZM129 175V176H130ZM197 176L196 175V173H194L192 176L194 177V178H197V177H195V176ZM215 175H219L217 178L216 177H214ZM64 176V175H63ZM86 176V175H85ZM103 176V175H102ZM119 176V175H118ZM127 175H125L124 177H126ZM130 176V177H131ZM36 177H38V176H36ZM44 177V176H43ZM49 177V176H48ZM50 177H52V176H50ZM55 177L57 178V177H59L58 176V174H56L55 175ZM104 177V176H103ZM102 177V178H103ZM106 177V176H105ZM121 177V176H120ZM123 177V176H122ZM204 177V178H203ZM41 178H42V176H41ZM101 178V177H100ZM101 178V179H102ZM114 178V177H113ZM112 178V179H113ZM119 178V177H118ZM132 178L130 179V180H132ZM182 178H184V177H182ZM182 178H181V180H182ZM37 179V178H36ZM40 179V178H39ZM61 179V178H60ZM67 179V178H66ZM88 179V178H87ZM87 179H86V182H88L87 181ZM114 179H117V178H114ZM176 179H179V177L177 176V178ZM185 180H186V178H184ZM190 179V178H189ZM189 179H187V180H189ZM203 179H204V181H203ZM38 180V179H37ZM36 180V181H37ZM49 180V179H48ZM54 180V179H53ZM69 180H71V179H69ZM72 180H74V177H73V179ZM97 180V179H96ZM95 179H94V184H95V189L97 190V197H98V199L99 200H97V205L96 206H94L95 208H94V211L97 213V212H99V214H100V210L103 208V206H104V203H102V198L104 197V186H103V184L102 183H99V179L96 181ZM108 180H110V178L108 179ZM192 180V179H191ZM34 181V180H33ZM42 181H44V180H42ZM105 181H107V180H105ZM180 181V180H179ZM197 181V182H196ZM201 181L203 182V183H201ZM92 182V181H91ZM119 182V181H118ZM50 183V182H49ZM51 183H52V181H51ZM59 183V182H58ZM58 183L57 182H55L54 181V183H52V186L49 188V189H51V192L52 191H54V189L55 188H57L58 187ZM73 184V181H71L70 182V184ZM112 183V182H111ZM121 183V182H120ZM121 183V184H122ZM188 184H189V186H190V183H193V181L191 182L190 181V183L189 182H187ZM197 183V184H198ZM223 183H226L225 185H223L224 187H222V184ZM39 184H40V181H39ZM44 184V183H43ZM43 184H41V186L43 187ZM61 184V183H60ZM59 184V185H60ZM127 184V183H126ZM131 184V185H130ZM187 184V185H188ZM37 185V184H36ZM86 185V184H85ZM92 185V184H91ZM111 185V184H110ZM109 185V186H110ZM125 185V186H124ZM186 185V184H185ZM192 185V184H191ZM38 186H40V185H38ZM37 186V187H38ZM47 186V185H46ZM107 186V185H106ZM141 186V187H140ZM225 186H227L226 187V189H225ZM60 187H61V185H60ZM59 187V189H61ZM76 187V186H75ZM130 187V188H129ZM204 187V188H203ZM77 188V190H78V186L76 187ZM81 188V187H80ZM80 188H79V190H80ZM92 188V187H91ZM107 188V187H106ZM126 188V189H127ZM147 188H146V191H151V189L150 190H147ZM186 188L188 189V186H186ZM191 188H193V185L192 186H190L189 187V190L191 189ZM224 188V189H223ZM38 189H40V188H38ZM45 189V188H44ZM71 189V188H70ZM82 189V188H81ZM84 189V188H83ZM109 189V188H108ZM144 189H142V190H144ZM227 189H230L231 190V192H230V194L228 193V195L226 194V193H224V192H226V190ZM73 189H71V191H72ZM86 189H84V191H85ZM116 190H118V192H119V189L117 188ZM132 190V189H131ZM139 190H141V189H139ZM138 190V191H139ZM154 190V191H153ZM229 190V191H230ZM257 190H255L252 194L255 196V197H258L257 199L254 197V199H256V201H254L253 200V198H252V200L256 203V205H258V204H261L260 202H263L264 200V198L262 199V197L261 196H263V195H260V197L257 195L256 196V194L257 193H255V192H258ZM44 191V190H43ZM182 192L184 191V190H181ZM192 191H194V189L192 190ZM199 190H196V192H198ZM202 191V192H201ZM250 191H251V193H250ZM142 193H143V191H141ZM185 192V191H184ZM196 192H194V194L196 193ZM227 192H228V190H227ZM44 193V192H43ZM42 193V194H43ZM75 193V192H74ZM79 193V192H78ZM83 193V192H82ZM87 194H88V192H86ZM116 193V192H115ZM122 193V192H121ZM138 193H140V191L139 192H136V194L138 195ZM147 193V192H146ZM151 193V192H150ZM193 193V192H192ZM191 193V190L189 191V193H186L187 194V197H188V199H186V200H188V202L189 201H192L191 203H193V204H191V205H197L198 204V202L201 200V199H198L199 198V195H198V197L197 196H195V197H193V200H195V198H197L199 201L197 202V201H193L192 199L191 200H189V198L191 197V196H194V194H192ZM223 193V194H222ZM249 193V194H248ZM60 194V193H59ZM76 194V193H75ZM79 194H81V192L79 193ZM119 194H120V192H119ZM124 194H122V196L121 195H118L120 198H123L124 196L125 197H127V196H132L133 197V195H131V194H128L127 196L126 195H124ZM135 194V193H134ZM177 194H178V192H177ZM183 194V193H182ZM181 194V196H183ZM185 194V193H184ZM247 194V195H246ZM36 195H38V194H36ZM40 195V194H39ZM72 195L73 194H71V195H69V198H71L72 197ZM82 195H84V194H82ZM82 195H80L81 196V200H83V201H87L86 199L84 200L83 199V197H82ZM89 195V194H88ZM124 195V196H123ZM195 195H197V193L195 194ZM224 195V196H223ZM252 195V196H253ZM49 196V195H48ZM50 196H53V195H50ZM55 196V195H54ZM135 196V195H134ZM143 197H145L144 196V194L142 195ZM141 196V197H142ZM39 197V196H38ZM37 197V198H38ZM42 197V196H41ZM40 197V198H41ZM58 197V196H57ZM73 197H74V195H73ZM89 197V196H88ZM96 197V196H95ZM96 197V198H97ZM117 196H114V198H115V200H122V199H119V198H116ZM125 197L123 198V199H125ZM130 197L128 198L127 197V201H128V203H131V200H130ZM177 197H178V195H177ZM185 197V196H184ZM186 197V198H187ZM250 197V196H249ZM249 197H248V199H249ZM264 197V196H263ZM59 198V197H58ZM85 198H87V197H85ZM111 198V197H110ZM134 198V197H133ZM146 198V197H145ZM144 198V199H145ZM179 198V197H178ZM259 198H261L260 200H263V201H260V200H258ZM39 199V198H38ZM54 199V198H53ZM52 199V200H53ZM80 199V198H79ZM109 199V198H108ZM107 199V200H108ZM136 199V198H135ZM142 199L143 198H141V200H133V204L134 203H138V201H141L142 202ZM196 199V200H197ZM248 199H246L247 200V202H248ZM71 200V199H70ZM90 200V199H89ZM149 200V199H148ZM147 200V201H148ZM181 200H183V197H182V199H180L179 201H178V203L179 202H182ZM202 200L199 202V204L200 203H202ZM245 200V201H246ZM60 201V200H59ZM72 201L73 202H71V203H73V204H71L70 202L68 203V204H71V205H73V206H76L75 205V201H74V198L72 199ZM120 201H119V203H120ZM145 201V200H144ZM144 201H143V203H144ZM147 201H145L147 204H148V202ZM222 201V202H221ZM244 201V203H246ZM251 200H249V202H250ZM68 202V201H67ZM88 203H89V201H87ZM87 202H86V204H87ZM92 202H93V200H92ZM118 202V201H117ZM116 202V203H117ZM140 202V203H141ZM150 202V203H151ZM187 202V203H188ZM229 202V201H228ZM8 203V202H7ZM59 203V202H58ZM80 203H82V202H80ZM107 203V202H106ZM119 203H117L118 205H119ZM127 203V202H126ZM159 203V204H158ZM195 203H197V204H195ZM230 203V202H229ZM253 202H251V203H247V204H245V205H247V206H253L254 205V203H253V205H250V204H252ZM52 204V203H51ZM50 204V205H51ZM115 204V203H114ZM121 204H124V207H122V208H124L125 210H127L126 209V204H125V202L124 201H122V203H120V205L119 206H121ZM139 204V203H138ZM138 204H134L133 205V209H134V207H136L137 208V206L136 205H138ZM145 204V203H144ZM154 204V203H153ZM173 204V203H172ZM175 204V203H174ZM177 204V203H176ZM188 204H190V203H188ZM199 204H198V206H199ZM207 204V205H208ZM264 203H262L261 205H263ZM5 205V204H4ZM56 205H58V204H56ZM81 205V204H80ZM95 205V204H94ZM140 205V204H139ZM138 205V207L139 208H143V206L142 207H140ZM146 205V204H145ZM151 206H152V204H150ZM150 205H148V206H150ZM166 205H169V204H167L166 203ZM165 205V206H166ZM178 205V204H177ZM176 205V206H177ZM203 205H205V204H203ZM214 205H216L215 207H218L219 205V207H222V208H220V209H222V211H223V206L221 205V204H218V202H216V204H214ZM226 205H228V203L226 204ZM64 206V205H63ZM73 206H70V210H72V207ZM147 206V207H148ZM151 206H150V208H151ZM172 206V208H173V205H171ZM171 206H168V207H171ZM175 206V208H176V210H177V212H176V210H175V214L177 213H179L180 215L179 216H177L179 219H180V216H181V220H182V218H184V217H188L186 220L187 221H192V222H194V218H196L197 217V215H195V217H194V215H193V211H191V210H189L190 208H188V207H182V204L181 205H179L178 207H180V208H177ZM184 206H186V202H185V198H184ZM190 206V205H189ZM231 206V205H230ZM230 206H227V207H230ZM234 206V204L232 203V206L230 207V208H235V206ZM259 206V205H258ZM258 206H257V208H258ZM25 207V206H24ZM34 207V206H33ZM36 207V206H35ZM59 207V206H58ZM90 207V206H89ZM201 204H200V208L199 209H201ZM204 208H205V206H203ZM211 206H209V208H210ZM214 207V206H213ZM218 207V208H219ZM246 208V209H244V210H242V207H240V210L241 211H247L248 209V207H246V206H243V208ZM250 207V208H251ZM254 207H256L255 205L251 208L252 209V211L254 210L253 208ZM23 208V207H22ZM56 210V212H58L57 211V209L58 208H56V207H54ZM105 208V207H104ZM102 209V211H104V210H107V208H105V209ZM121 208V207H120ZM121 208V209H122ZM128 208V207H127ZM131 208H132V205H131ZM131 208H128V209H131ZM136 208H135V210L133 211L132 210V212H136ZM158 208V207H157ZM156 208V209H157ZM161 208V207H160ZM166 208V207H165ZM174 208V209H175ZM184 208V209H183ZM194 208V207H193ZM203 208V209H204ZM207 208V207H206ZM218 208H210L211 210H209L210 211V213L211 214H214L215 215V213L217 214V213H219L220 214V212H218L220 209H218ZM237 208V207H236ZM239 208V207H238ZM249 208V209H250ZM256 208V209H257ZM260 208L261 207H259V212H261V210H260ZM262 208H264V207H262ZM67 209V208H66ZM146 211H147V209L146 208H144ZM153 209V208H152ZM151 209V210H152ZM159 209V208H158ZM157 209V210H158ZM181 210V212L182 213H180V212H178V211H180ZM182 209H183V211H182ZM229 209V208H228ZM251 209L249 210L250 212H251ZM254 210V211H257V210ZM7 210V209H6ZM9 210V209H8ZM11 210H12V208H11ZM28 210V209H27ZM31 209H29V211H27L26 212V216H28L29 214H31L30 211ZM50 210V209H49ZM83 210V209H82ZM90 210H91V208H90ZM120 210V209H119ZM125 210H124V212H125ZM139 210V209H138ZM137 210V212H139V215L141 214L140 213V211H138ZM143 210V209H142ZM166 210V209H165ZM173 210V209H172ZM205 210V209H204ZM232 210V209H231ZM235 210V209H234ZM54 211V212H55ZM67 211V210H66ZM77 211V210H76ZM102 211H101V213H102ZM130 211V210H129ZM196 210H194V214L197 212H195ZM198 211H200V212H202L203 210L201 209V210H198ZM236 211V210H235ZM249 211H247V212H249ZM62 212V211H61ZM69 212V211H68ZM85 212V211H84ZM87 212V211H86ZM85 212V213H86ZM90 213H92L91 211H89ZM89 212H88V214L87 215H89ZM106 212V211H105ZM121 212L123 213V211L121 210ZM121 212H118V213H121ZM154 212V211H153ZM152 212V213H153ZM156 212V211H155ZM231 212V211H230ZM229 212V213H230ZM234 212V211H233ZM232 212V213H233ZM247 212H245L246 214H247ZM248 213V216L249 215H251L250 216V219L249 220H252V222H253V219H251V218H254L255 216H256V214L258 213V214H260L261 215V213H259L258 211H257V213L256 214H254L253 212V214L252 213ZM50 213V212H49ZM60 213V212H59ZM58 213V214H59ZM121 213V214H122ZM125 213H127V212H125ZM148 213V212H147ZM168 213V210H166V214ZM235 213V212H234ZM237 213V212H236ZM240 213H241V217H240V220L242 221V223H243V220L242 219H244L243 218V213L244 212H239V216H240ZM262 213H264L263 211H262ZM48 214V213H47ZM54 214V213H53ZM66 214V213H65ZM69 214H71V213H69ZM68 214V215H69ZM92 214H94V212L92 213ZM135 214V213H134ZM138 213H136L135 215H137ZM143 214H145V212L143 213ZM150 214V213H149ZM155 214V213H154ZM173 214H174V212H173ZM172 214V215H173ZM222 214V213H221ZM228 214V213H227ZM24 215H25V212H24ZM91 215V214H90ZM100 215H102V214H100ZM104 213H103V216H100V217H104ZM124 215V213L122 214V216L121 217H124L123 216ZM129 215V214H128ZM138 215V216H139ZM146 216H147V214H145ZM151 215V214H150ZM150 215H148V216H150ZM153 215V214H152ZM161 215V214H160ZM209 215V214H208ZM252 215H254V216H252ZM49 216V215H48ZM81 216V215H80ZM94 216V215H93ZM105 216H107V215H105ZM120 216V215H119ZM137 216V217H138ZM141 216V215H140ZM143 216V215H142ZM168 216H170V213H168L167 214V217H164L165 219H168ZM207 215H205V217H206ZM230 216V215H229ZM236 216V215H235ZM238 216V217H239ZM263 217H264V215H262ZM13 217H16V216H13ZM42 217L43 216H41V218L40 219H42ZM76 217V216H75ZM82 217V216H81ZM80 217V218H81ZM88 218H89V216H87ZM118 217V216H117ZM144 217V216H143ZM156 217V216H155ZM175 217V216H174ZM174 217H171V219L170 220H172ZM209 217H210V215H209ZM209 217L207 218L208 219V222L211 220V225H212V227H213V225H214V223H216L217 222V220L218 219H216V222L215 221H213L214 219L213 218H215V217H213V218H211L210 220H209ZM217 218L219 217L218 215L216 216ZM222 217V216H221ZM231 217H232V215H231ZM237 217V218H238ZM244 217H245V214H244ZM259 217V216H258ZM262 217V218H263ZM23 218V217H22ZM29 217H27V218H24L25 219V221L28 219ZM94 218V217H93ZM120 218V217H119ZM129 218V217H128ZM146 218V217H145ZM144 218V219H145ZM147 218H149V217H147ZM146 218V219H147ZM160 218H162V217H160ZM159 218V219H160ZM163 218V219H164ZM176 218V217H175ZM199 218V217H198ZM223 218V217H222ZM245 218H248V217H245ZM20 219V218H19ZM23 219V220H24ZM38 220V222L37 223H39L40 224V221L41 220ZM49 219V218H48ZM51 219V218H50ZM49 219V220H50ZM101 219V218H100ZM124 219V218H123ZM123 219H120L122 222H123ZM137 219V218H136ZM140 219H142V218H140ZM156 219V218H155ZM158 219V220H159ZM165 219L163 220L164 222H165ZM179 219H177L176 218V220H172V221H176V223L177 222H180V223H184V221L182 222V221H178ZM188 219H193V220H188ZM206 219V220H207ZM220 219V218H219ZM229 219L230 218H228L227 220L229 221ZM239 219V218H238ZM255 219V218H254ZM259 219V218H258ZM258 219H256V222H257V220ZM264 219V218H263ZM36 220V219H35ZM92 220V219H91ZM95 220V219H94ZM143 220V219H142ZM152 220V219H151ZM150 220V221H151ZM169 220V219H168ZM169 220V221H170ZM205 220V221H206ZM223 220H224V218H223ZM222 220V221H223ZM235 220V219H234ZM233 220V221H234ZM240 220H239V223H240ZM245 220V219H244ZM248 220V221H249ZM260 220H261V218L259 219V222H260ZM31 221V220H30ZM80 221V220H79ZM88 221V220H87ZM86 221V222H87ZM93 221V220H92ZM96 221V220H95ZM104 221V220H103ZM112 220H110V222H111ZM144 221V220H143ZM146 221V220H145ZM144 221V222H145ZM160 221H162V220H160ZM214 223H213V222ZM232 221V220H231ZM24 221H17V220H15V219H13V218H11V216H10V214L8 213V211H7V213L5 212L4 214L2 213V210L0 209V264H17L16 263V261L18 260V259H20V260H25V258H30L31 260L33 259V260H36V262H37V264H114V263H117L118 262V259L116 258V256L114 255H112L113 254V252H114V248H107L108 246L106 245V250L105 251H103V253L104 254H106V256L108 257L109 255L108 254H110V260H104V261H100V260H98V259H96V258H94V257H92L91 256V254H89V252H86V250L84 249V248H80L79 247V249L78 248H74L73 247V245H71L70 243H71V240H69L70 241V243H67L68 242V240H67V242H66V238L64 239V237L63 236H61V238L63 237V239L65 240V241H63V240H60V243H59V246L57 247V248H55V246H54V244H53V242H51L50 240H46V241H43L42 242V239H44L42 236L44 235V234H42V233H40L39 232V230L37 229V231L39 232V235L40 234H42V235H40L41 237H39L38 239H41L40 241L42 242V243H40L39 242V240H37V239H35V238H33V236H32V234H37V232H34V233H30L29 232V225L28 224H26V222L25 223H23ZM32 222H34V220L32 221ZM65 222V221H64ZM73 221H71L70 223H72ZM83 222V221H82ZM89 222V221H88ZM99 222H101V220L99 221ZM119 222V220L116 222V223H118ZM122 222H121V224H120V222H119V224L120 225H122ZM127 222V221H126ZM128 222H129V220H128ZM138 222H139V219H138ZM154 222H156V220L155 221H153V223H152V226H154L153 224H154ZM171 222V221H170ZM186 222V221H185ZM196 222H198L197 224H199V225H201V226H199L200 228L202 227V224H200V222L197 220H195V223ZM224 223H225V221H223ZM235 222V221H234ZM236 222L238 223V221L236 220ZM247 222V221H246ZM250 222V221H249ZM251 222V223H252ZM258 222V228L255 226V224H257V223H255V222H253V224H254V226L257 228V231L255 230L256 228L253 226L252 227V229H254V231H256L257 233H258V231L260 230V229H262V227H260L261 226V222L259 223ZM27 223H28V220H27ZM37 223H33V224H37ZM160 223V222H159ZM166 223V222H165ZM172 223V222H171ZM194 223V224H195ZM210 223H208L209 225H210ZM223 223V224H224ZM227 223V226H228V228L229 227H231L230 226V223L228 224V222H226ZM248 223V222H247ZM246 223V224H247ZM41 224H43L44 225V229L46 228V226H45V224L44 223H41ZM54 224V223H53ZM80 224V223H79ZM84 224V223H83ZM101 224V223H100ZM104 224V223H103ZM113 224V223H112ZM119 224L116 226L117 228L119 227ZM132 224V223H131ZM163 224V223H162ZM175 224V223H174ZM178 224V223H177ZM197 224H196V226H197ZM233 224H235V223H232V227H233ZM38 225V224H37ZM37 225H35V226H37ZM51 225V224H50ZM55 225V224H54ZM87 225H89V223H87ZM93 225H94V223H93ZM93 225H92V227H93ZM97 225V224H96ZM145 225H147V224H145ZM149 225V224H148ZM172 225V224H171ZM180 225V224H179ZM184 225V224H183ZM189 225H191V224H189ZM210 225V226H211ZM215 225H217V223L215 224ZM224 225H226V224H224ZM223 225V226H224ZM249 225V224H248ZM39 226V225H38ZM40 226H42V225H40ZM65 226H67L68 227V225L66 224ZM64 226V227H65ZM71 226V225H70ZM85 226V228H84V230L85 229H87V228H89V227H86V225H84ZM103 226V225H102ZM113 226H114V224H113ZM136 226V225H135ZM205 226V225H204ZM209 226V227H210ZM219 225H217V226H214L213 228H214V231H213V228L212 227H210V228H212V230H210L209 229V232H211L210 234H214L215 233V231L217 230V232L219 231H223L224 230V227L221 229V230H218L217 228L215 229V227H218ZM234 226H236V225H234ZM240 226L241 227H245V226H242L241 225V223H240ZM250 226H251V224H250ZM43 227V226H42ZM63 226H60V228H62ZM63 227V228H64ZM120 227H122V226H120ZM155 227H158V226H156V224H155ZM163 227V226H162ZM161 227V228H162ZM164 227H165V225H164ZM177 227V226H176ZM179 227H181V226H179ZM178 227V228H179ZM187 227V226H186ZM189 227V226H188ZM194 226H192V228H193ZM199 227H197L196 229H200ZM232 227H231V229H232ZM247 227V226H246ZM31 228H34V226L33 227H31ZM41 228V227H40ZM49 228V227H48ZM52 228H53V226H52ZM82 228V227H81ZM94 228H95V226H94ZM94 228H92L93 230H94ZM98 228V232H100V228L99 227H97ZM159 228V227H158ZM171 228V227H170ZM177 228V229H178ZM185 227H183V229H184ZM219 228H221V226H219ZM234 229H237V228H235V227H233ZM35 229V228H34ZM34 229H32V230H34ZM51 229V228H50ZM67 229V228H66ZM72 229V228H71ZM132 229V228H131ZM131 229H130V231H131ZM152 229V228H151ZM176 229V230H177ZM182 229V230H183ZM188 230H191L192 231V229H190V228H187ZM194 229V228H193ZM203 228H201V231H203L202 230ZM238 229H239V227H238ZM240 229H242V228H240ZM263 229H264V225H263ZM262 229V230H263ZM52 230V229H51ZM55 230V229H54ZM58 230V229H57ZM83 229H81V232H83L82 231ZM91 230V229H90ZM104 230V229H103ZM112 230V229H111ZM118 230H120L119 228H118ZM154 230V229H153ZM159 230V229H158ZM173 230V229H172ZM225 230L227 231L228 229H226V227H225ZM229 230H230V228H229ZM248 230H249V228H248ZM247 230V231H248ZM41 231H43V230H41ZM46 231H47V229H46ZM46 231H44V233L46 232ZM65 230H63L62 232H64ZM87 232H88V230H86ZM121 231V230H120ZM127 231V230H126ZM140 231V230H139ZM149 231V230H148ZM161 231V230H160ZM178 231H180L179 229H178ZM197 230H193V232L195 233ZM200 230H199V232H201ZM225 231V232H226ZM233 231V230H232ZM243 231H245L244 229L242 230V232ZM253 231V230H252ZM261 231V230H260ZM48 233H49V230L47 231ZM46 232V233H47ZM57 232V231H56ZM56 232H55V234H54V236L56 235ZM61 232V230L59 229V232L58 233H60V235H63V234H61L62 233ZM80 232V233H81ZM86 232V233H87ZM97 232V233H98ZM105 232V231H104ZM116 232V231H115ZM145 232V231H144ZM153 232H155V231H153ZM156 232H158V231H156ZM170 232V231H169ZM177 232V231H176ZM192 232V233H193ZM212 232H214V233H212ZM231 232V231H230ZM234 232H235V230H234ZM234 232H231V234L233 233V236L235 237V234H234ZM241 232V231H240ZM28 233H30L31 234V236H29L28 235ZM46 234V236L48 235L49 236V234L51 233H49V234ZM69 233H72V232H69ZM86 233H84V235L82 236V233L79 235V243H82V244H84L83 242H85L88 246H92V245H98V243H96V244H94V243H91V239H90V237L88 238H86V236H85V234ZM90 233V232H89ZM130 233H133V231L132 232H130ZM137 233V232H136ZM136 233H133V234H135L136 235ZM146 233V232H145ZM147 233H149V232H147ZM175 233V232H174ZM202 233V232H201ZM200 233V235L202 236V234ZM227 233V235H226V239L224 238V241L226 240H228V237H230L231 238V236H228V231L226 232ZM238 232L236 231V234H237ZM248 233V232H247ZM255 233V232H254ZM72 234H75V233H72ZM88 234V233H87ZM110 234V233H109ZM108 234V235H109ZM158 234V233H157ZM160 234V233H159ZM158 234V235H159ZM170 234V233H169ZM173 234V233H172ZM230 234V233H229ZM230 234V235H231ZM59 235V234H58ZM57 235V236H58ZM98 235H99V233H98ZM103 235V234H102ZM101 235V236H102ZM116 235V234H115ZM139 235H141V234H139ZM148 235H150V234H147V236ZM158 235H156V236H158ZM161 235V234H160ZM159 235V237H161ZM162 235H164V234H162ZM171 235V234H170ZM169 235V236H170ZM180 235V234H179ZM189 235H190V232H189ZM194 235V234H193ZM196 235V234H195ZM199 234H198V231H197V235L196 236H198ZM220 235V234H219ZM222 235V234H221ZM221 235H220V237H221ZM46 236H45V238H46ZM50 236H52V235H50ZM56 236V237H57ZM67 237H68V235H66ZM88 236H89V234H88ZM94 236V235H93ZM100 236V235H99ZM101 236H100V238H101ZM104 236H106L107 237V234H105ZM129 236V235H128ZM138 236V235H137ZM153 236V235H152ZM151 236V238L153 239V237ZM166 236V235H165ZM164 236V237H165ZM175 236V235H174ZM174 236H172V237H174ZM187 236H188V232H187ZM187 236H186V238H187ZM191 236V235H190ZM200 236V237H201ZM212 236V235H211ZM210 236V237H211ZM223 236V235H222ZM69 237H71L72 238V236L70 235ZM77 237V236H76ZM103 237V236H102ZM106 237H104V238H106ZM134 237V236H133ZM146 237V236H145ZM150 237V236H149ZM159 237H158V241H159ZM167 237V236H166ZM171 237V236H170ZM194 236H192V238H193ZM199 237V236H198ZM209 237V236H208ZM219 237V236H218ZM225 237V236H224ZM37 238V237H36ZM52 238V237H51ZM55 238V237H54ZM59 238V237H58ZM61 238H59V239H61ZM94 238H95V236H94ZM103 238V239H104ZM115 238V237H114ZM136 238V237H135ZM141 238H144L142 235H141ZM188 238H189V236H188ZM191 238V237H190ZM190 238H189V241H190ZM212 238V237H211ZM222 238V237H221ZM221 238L219 239V240H221ZM57 239V238H56ZM59 239H57V240H59ZM98 239H99V237H98ZM98 239H95V240H97L98 241ZM145 239V238H144ZM160 239H162V238H160ZM165 239V238H164ZM167 239H169V238H167ZM193 239H196V237H194ZM137 240H138V238H137ZM146 240V241H145ZM144 240V242L146 243L147 242V240H148V237H147V239H145ZM169 240H171V239H169ZM198 240V239H197ZM207 240V239H206ZM213 240H215L214 238H213ZM219 240H217L216 239V241H212L211 239H210V242H213L214 244H212L211 243V245H210V254H209V252H208V257L206 256V260L204 261L203 260V262L204 263H202V261L200 260V258H199V260L201 261V263L202 264H234L232 261H231V259H233L234 257L236 258L237 256H236V254L235 255H233V257L232 258H230V253H228V247L230 246V245H228V247H227V245L225 244V242L223 243V245H222V242H221V246H223L222 247V249H223V252H224V254H223V256L221 257V255H222V251L220 252V251H216L215 249L217 248V247H215L216 245L218 246V244H215V242H219ZM231 240V239H230ZM230 240H228V241H230ZM243 240V239H242ZM81 241H83V242H81ZM133 241H134V238H133ZM156 241V240H155ZM164 241V240H163ZM177 241V240H176ZM196 241V240H195ZM201 241V240H200ZM200 241L198 242V243H200ZM208 241V240H207ZM221 241H223V240H221ZM240 241V240H239ZM248 241V240H247ZM250 242H251V240H249ZM94 242V241H93ZM110 242V241H109ZM108 242V243H109ZM119 242V241H118ZM142 242V241H141ZM143 242V243H144ZM160 242H162L161 240H160ZM178 242V241H177ZM194 242V241H193ZM231 242V241H230ZM250 242L248 243V242H246L247 244H248V246L250 245L251 246V244H250ZM257 243L259 242V241H256ZM260 242H261V240H260ZM260 242H259V244H260ZM56 243V242H55ZM75 243H78V242H76L75 241ZM74 243V244H75ZM123 243V242H122ZM121 243V244H122ZM135 244H136V242H134ZM150 243V242H149ZM148 243V244H149ZM153 243V242H152ZM159 243V242H158ZM196 243V242H195ZM220 243V242H219ZM241 243H243V241H241ZM257 243H256V245H257ZM85 244V245H86ZM103 244H105V243H103ZM110 244V243H109ZM108 244V245H109ZM160 244H162V243H160ZM163 244L164 245H166L164 242H163ZM170 244V245H169ZM168 244V246L170 247V248H174V250L171 252L172 254V256H174L175 257V259L176 258H178V260H180V258L179 257H176L177 256V254H176V256H175V252H176V247H178L177 245H176V247H174L175 245V243L173 242V243H169ZM174 246H173V245ZM193 244V243H192ZM232 244V243H231ZM244 244V243H243ZM258 244V245H259ZM67 245H68V247H67ZM76 246L78 245V244H75ZM84 245V246H85ZM141 245V244H140ZM139 245V246H140ZM150 245V244H149ZM148 245V246H149ZM154 245H156V244H154ZM163 245V246H164ZM186 245V244H185ZM188 245V244H187ZM189 245H190V243H189ZM197 245V244H196ZM199 245H201V243L199 244ZM205 245V244H204ZM239 245H241V244H239ZM256 246L255 248H257V247H259V246ZM53 246H54V249H53ZM75 246V247H76ZM80 246V245H79ZM100 245H98V246H96V248H98ZM115 246V245H114ZM139 246H138V248H139ZM203 246V245H202ZM197 247V249H201L202 248V251L201 250H198V252H197V250L196 249H194L195 251L194 252H197L198 253V255H199V253H200V256L199 257H201V253L203 252V247ZM220 246V247H221ZM263 246H264V244H263ZM86 247V246H85ZM111 247V246H110ZM122 247V246H121ZM144 247V245L143 246H141V248H143ZM192 249H193V247H195V246H190ZM190 247H188V248H190ZM71 248L72 250H69V249ZM87 248V247H86ZM95 248V247H94ZM124 248V247H123ZM150 248V247H149ZM160 248H161V246H160ZM164 248H165V250H164ZM168 247H166V246H164L163 247V250L165 251V254L166 253H169L170 251L169 250H171L170 248L168 249V251L169 252H167L166 251V249H167ZM180 248V247H179ZM178 248V249H179ZM190 248V249H191ZM245 248V247H244ZM80 251V253L81 252H83L85 255H87V256H89V259H88V261H85V258H84V260H79L78 258H79V255H76V254H74V253H72V252H70V251H78V250ZM136 249V248H135ZM155 249V248H154ZM192 249L191 250H189V251H192ZM207 249V248H206ZM234 249V248H233ZM41 250H43L42 252H41ZM95 250V249H94ZM118 250V249H117ZM121 250V249H120ZM180 250V249H179ZM179 250H177L178 252H180V255H181V251H179ZM219 250V249H218ZM143 251V250H142ZM186 251V250H185ZM201 251V252H200ZM206 251V250H205ZM204 251V252H205ZM234 251V250H233ZM245 251H247V245H246V250ZM130 252V251H129ZM141 252V251H140ZM159 252H160V250H159ZM173 252H174V254H173ZM215 252H217V253H221V255H219V257L217 256V257H215V255H214V253ZM237 252V251H236ZM189 253H191V252H189ZM196 253V254H197ZM219 253V254H220ZM162 254H164L163 253V251H162V253H161V255ZM188 254V253H187ZM187 254H185V256H184V259H186V255ZM207 254V253H206ZM233 254V253H232ZM240 254V253H239ZM190 255V254H189ZM189 255H188V257H189ZM192 255V254H191ZM202 255H203V253H202ZM218 255V254H217ZM242 255V254H241ZM249 255V254H248ZM94 256V255H93ZM168 256H169V254H168ZM182 256V255H181ZM246 256V255H245ZM80 257H82V256H80ZM106 257V258H107ZM125 257V256H124ZM161 257H164V255L163 256H161ZM174 257H172L173 259H174ZM183 257V256H182ZM187 257V258H188ZM214 257V258H213ZM192 257H190V259H191ZM203 258V257H202ZM201 258V259H202ZM221 258V259H220ZM234 258V260H236ZM238 258H240V256L238 257ZM121 259H123V258H121ZM194 257L192 258V261H193V264H194ZM245 259V258H244ZM79 260V261H78ZM129 260V259H128ZM165 260V259H164ZM168 260H169V257H168ZM177 260V259H176ZM242 260V259H241ZM141 261V260H140ZM171 261H172V263H173V261H175V260H172L171 259ZM184 261V260H183ZM186 261H187V259H186ZM191 261V260H190ZM189 261V262H190ZM192 261H191V263L190 264H192ZM240 261V260H239ZM245 261V260H244ZM251 261H253V260H251ZM132 262V261H131ZM147 262V261H146ZM165 262V264H166V260L164 261ZM181 262V261H180ZM180 262H178V261H176L175 263H173V264H180ZM236 262V261H235ZM136 263V262H135ZM182 263V262H181ZM124 264V263H123ZM164 264V263H163ZM184 264V263H183ZM246 264H248L247 263V261H246Z\"/></svg>",
	"mask_w": 264,
	"mask_h": 264
},
{
	"label": "rangeland",
	"instance_id": "rangeland-1",
	"mask_svg": "<svg viewBox=\"0 0 264 264\" xmlns=\"http://www.w3.org/2000/svg\"><path fill=\"white\" fill-rule=\"evenodd\" d=\"M65 1V4L62 2V6H64L63 8H64V10H65V12H66V15L68 16V20H71V18H74V19H72L71 21H70V23H72L73 24V26L74 27H78L80 24H81V22L80 21H82V19H84L85 17H86V15L87 14H85V11L84 10H86V6H84L83 4H82V6H84V7H82L80 4H81V2L80 1H78V0H64ZM76 1H78V3H79V5L78 4H76ZM94 1H97V0H94ZM100 1V0H99ZM136 1V2H135ZM138 1V2H137ZM143 0H122V1H120V0H107V2H106V4L104 3V5H103V7L106 9L107 8V11L105 10L104 12H108V14L110 15V18H111V16H112V14L114 15L116 12V14H115V16H114V19H115V21H114V19H112L111 18V20H109V22L111 21V22H113L116 26H120V23H124V22H128L127 24H128V29H134V30H137V28L135 27V26H139V28L140 29H138V30H140L141 32H142V36L144 37L145 36V38L147 37V35H148V33H150V24H153V30L151 31L153 34H155V35H153V36H148L149 37V39H153V42H157V40H159V39H161V38H159V35H160V29H161V27H162V21L160 22L159 20L162 18V12H161V9H159V7L161 8L163 5H166V4H168L167 2H166V0H149V1H146V2H142ZM170 2H171V9L170 10H172V8H173V3H172V0H169ZM71 2H72V5H71ZM115 2V3H114ZM119 2V3H118ZM129 2V3H128ZM90 3H94V2H90ZM126 3V4H125ZM131 3V4H130ZM137 3V4H136ZM143 3V4H142ZM144 3H146L145 5H144ZM70 4V5H69ZM114 4L116 5L115 7H114ZM117 4H118V6H117ZM76 5H78L77 7L78 8H82V9H84V10H82L81 8H80V10H82V11H80L77 7H76ZM86 5V4H85ZM144 7H146V8H144ZM170 5L168 6V7H170ZM65 6L66 7H68V8H65ZM69 6H71V7H69ZM72 6H74V7H72ZM133 6H134V8H136V7H138V8H136V9H134V10H138V12H140L141 10H144V12L143 11H141V13L139 14L138 12H137V15H136V11H133L132 9H133ZM139 6L141 7V10L139 9ZM76 7V8H75ZM114 7V8H113ZM149 7V8H148ZM75 8V9H74ZM112 8V9H111ZM126 8V9H125ZM147 8H148V11H147ZM69 9H71V10H69ZM73 9L75 10V11H73ZM78 9V10H77ZM117 9V10H116ZM77 10V11H76ZM115 10H116V12H115ZM119 10H122L121 12H120V14L121 15H123V17L119 14ZM133 13H132V12ZM82 12V13H81ZM122 12H123V14H122ZM147 12L149 13V15H147ZM153 12V13H152ZM161 12V13H160ZM170 12V11H169ZM80 15H79V14ZM111 13V14H110ZM126 14V16H128V17H126V18H124V15ZM127 13H129V14H127ZM150 13H152V14H150ZM72 14V15H71ZM77 14L79 15V17H76L77 16ZM119 14V15H118ZM133 16V17H135L134 19H133V17H132V19H133V21H132V19H131V15ZM140 16H142V17H139V15ZM161 14V15H160ZM82 15H85V16H82ZM118 15V16H117ZM147 17H146V16ZM161 16V18L160 17H158V16ZM170 17H173L172 15V12L170 13ZM82 16V17H81ZM119 17H121V18H119ZM151 17V20L149 19ZM77 18H79L78 20H77ZM137 18H139V19H137ZM140 18H142V19H140ZM156 18H157V23H155V21H156ZM159 18V19H158ZM109 19V18H108ZM116 19H117V21H116ZM123 19V20H122ZM127 19V20H126ZM138 21H137V20ZM77 20V21H76ZM137 22H136V21ZM150 20V21H149ZM76 21V23H74ZM131 21H132V23H131ZM146 21V22H145ZM154 23H153V22ZM116 22V23H115ZM133 22H134V26H133ZM160 22V23H159ZM111 25H113L112 23H110ZM118 24V25H117ZM130 24V25H129ZM136 24H138V25H136ZM142 24V25H141ZM147 24V26L149 27V32H148V28H147V26H145ZM160 24V25H159ZM140 25L142 26V27H140ZM130 26V27H129ZM160 26V27H159ZM111 27V26H110ZM132 27V28H131ZM82 28V29H81ZM112 29H113V26L111 27ZM111 28H108L109 30V32H110V30H111ZM136 28V29H135ZM147 28V29H146ZM86 29V30H85ZM102 28H99L98 29V27L96 28V27H94L93 29H87V28H85V27H78L76 30H73L70 34L68 33L67 35L66 34H61V35H59V36H56L55 37V39L57 38V40H58V43H60V45H61V47H62V49L64 50L65 48L64 47H67L66 49H68L70 46L72 47V46H74L73 48H69L70 50H68L69 52H70V54L72 55V56H74V57H72L71 58V56H69V60L67 61V62H69V64H70V67H66V66H69L68 64H67V62L65 63V60L62 58V57H60V55L61 54H59L60 52H62V49H60V52H57L58 50H59V48H58V46L60 47V45H53L54 47H52V48H49L48 49V52L50 53L51 51H50V49L52 50V55H54L55 53H56V55L57 54H59V55H57L56 56V59L58 60L59 58H61L62 60H63V62L62 63H60L62 60L61 59H59L60 60V62H58L57 60H53V58L55 59V56H52V60H53V62H56V63H54L53 64V62H52V64H51V66H53V65H56V64H58V63H60V66L59 65H57V66H59V68H53L52 67V69H54V70H52V72L53 73H51V72H48L49 74V76L47 75V79L48 80H46V78H45V81H44V77H46V71H45V68L43 69V75H41L42 76V79L40 80V85H43V86H40V89H42V87H43V89H45L46 87V89L45 90H42V95H43V93H44V91H45V94L43 95V99H44V101H46V100H48L49 99V101H47V102H49V103H51L50 105H52L53 104V106H55V101H57V98H58V96L59 97H63L64 99H65V106H61L62 107V111L61 112H63V114L65 113L64 111H66V113H68L69 114V116L65 113V120H67L66 121V123L64 124V127H63V130H64V138H62L63 140H62V142L64 141V139H65V141H64V143H63V145L64 146H62V143L61 142H59L58 141V143L57 142H55L53 145H52V141H51V136L53 135V133L52 132H54L55 130L53 129L54 128V125H55V123H53L55 120H54V118H55V116L57 115V111H59L60 109H61V107H60V109H57V110H54L53 109V112H51V117H52V119H51V117H50V119H49V117H47V114H46V112L44 111L45 110V108H47V107H45L44 108V105L43 104H41L40 106V108H38V105L35 103L34 105L32 104L33 103V99H32V95H30L29 97H27V98H22V100L19 102V100L17 99V97H16V95H15V91L13 92V90H15L14 88L15 87H17V85L19 86V84H18V82H16L17 80H18V78H14V76H13V74L11 73V77L7 80V87H6V93H5V109H4V112H3V114H4V120H3V124H2V126L0 127V151H1V154H0V209L2 210V213L4 214L5 212L7 213V211H8V213L10 214V216H11V218H13V219H15V220H17V221H24L23 223H25L26 222V224H28L29 226V232L31 233L32 231V233H34V232H37V234H32V236H33V238H35V239H37V240H39V242L40 243H42L43 241H46V240H50L51 242H53V244H54V246H55V248H57L58 246H59V243H60V240H63V241H65L64 239L66 238V242H67V240H68V242L67 243H70V241L69 240H71V245H73V247L76 249V248H78L79 249V247L82 249V248H84L85 250H86V252H89V254H91V256L92 257H94V258H96V259H98V260H100V261H104L105 259L106 260H110V254H108L109 256L107 257L106 256V254H104L103 253V251H105L106 250V245L108 246L107 248H114V252H113V256L115 255L116 256V258L118 259V262L117 263H114V264H165V260H166V264H173V263H175L176 261H178V262H180V264H190L191 263V261H192V258L194 257V264H202V263H204L203 262V260L205 261L206 260V256L208 257V255L210 254V245H211V243L212 244H214L213 242L214 241H216V239L217 240H219L221 237V240H223V241H221V240H219V242L217 241V242H215V244H218V246L216 245L215 247H217L215 250L216 251H222L221 253H222V255H221V253L219 254V253H217V252H215L214 253V255H215V257H219V255H221V257L223 256V254H224V252H223V249H222V247L223 246H221L220 244H221V242H222V245H223V243L225 242V244L227 245V247H228V245H230L229 247H228V253H230L229 255H230V258H232L233 257V255H235L236 254V260H234V258L233 259H231V261L234 263V264H246V261H247V263L248 264H264V246H263V244H264V229H263V225H264V217L262 216V215H264V213H262V211L264 212V208H262V207H264V204L263 205H261L262 203H264V190H262V187L261 186H259L260 188H258V190H257V188L255 187V189L254 190H251L252 191V193L255 191V190H257L258 192H255V193H257L256 194V196L258 195L259 197H260V195H263V196H261L262 197V199L263 200H260L261 198H259L258 200H260V201H263V202H260L261 204H258V205H256V203L254 202V201H256V199L258 198V197H255L252 193H251V191H250V193L251 194H249V195H247L248 197H249V199H248V197L246 198V199H248V202H247V200L245 201L246 203H244V201H243V204H237L238 202L239 203H242V200H238L237 199V201H233V200H227V202L225 203V201H221L222 203H219L220 201H213L212 202V204L210 205V204H206V203H203V202H207V201H205V200H202V193H200V188H201V185L202 184H199L200 183V180H202V177H200V176H198V173H203L201 170H204V173H206V174H208L209 175V172L211 173L212 172V174H210V178H211V176H213L215 173L216 174H218L219 173V175H220V169L218 168L219 167V165H220V163L223 161L224 162V158H223V160H220V158H218V159H216V158H214L213 157V161H215L216 163H213V165H214V168H212V170L211 171H209V170H206L205 169V167H203V169H201L202 168V165L204 164V162H202L203 161V154H201L200 152H202L203 153V150H201V148H200V150H199V145L197 144L198 143V138H199V136H198V138H197V135H196V137L194 138V143L195 144H197V145H195V151H194V153H196V154H194V155H196L195 157H194V159H196V163L201 167H196V172H195V169H193V174L194 173H196V175L198 176H195V177H197V178H194L192 175L193 174H191V175H189L188 177L190 178H187L186 176V174H185V176L184 175H182V173L184 174V170H185V172L187 171V162L185 163V156H183L182 157V154L180 155V156H178L179 154H180V151H182V149H180L181 147H179L178 148V145H179V143H176V144H172V143H166V145H173L172 146V149L170 150V154H168L169 156H170V160L169 159H167L168 161H169V166H170V164H172V161H173V163H178V164H180V166H182V168L180 167V166H178V164L176 165V164H174V166H173V164L168 168L169 170L171 169L172 171H170V172H173V173H175V171H176V175H174V180H177L176 182L179 184V186H180V191L179 190H177L179 187H177L176 188V191L178 192V194H177V192H176V198H177V200L179 201L180 199H182V197H183V200H181L182 202H179L178 203V201H176V202H173L174 200L172 199L171 201H169V203H168V201L166 202L167 204H169V205H166V203L162 206V204H160L161 206H159V205H155V204H157V203H155V202H151L150 201V199L152 198L151 197V195H152V193H154V192H152V188H150L151 189V191H146V188L144 189L143 187H141V188H138L137 189V191L135 190V194L133 193V194H131V193H128V194H131V195H133V197L131 196H127L128 194H127V192H126V194H124L123 193V191L125 192V191H128V192H131V191H133V187L132 186H134L133 185V182H131L132 183V185H131V188L130 189H128L127 188V186H128V181L130 182V181H133L135 178H136V174H137V172H135L134 173V171L131 169V167L130 168H128L129 166H133V163L135 164V163H137V165H138V157L137 158H135V156L134 155H137L136 153H138V151L140 152V153H142V154H144L145 152V146L144 145H142L143 147V149L141 148V149H137V147L139 148L141 145L140 144H142V142H143V144H146V143H144V141H145V139L143 140L142 138L143 137H141V136H143L144 135V138H145V134H143L144 132H143V129L144 130H147V125H146V123H147V118L146 117H148V115L147 116H145L144 114H142V111H143V109L142 108H140L141 107V105L143 104V102L144 103H146V101H142L141 99V104L139 103L138 105H136L138 102H134L135 100H138L139 101V99L137 98V97H134V99L132 100V99H129L130 98V96H128V99H127V97L126 98H124L123 97V99H125V101H122V100H118V96H117V93L118 92H116V96L117 97H115L114 95H115V92H113V96L111 95L110 96V94L112 93L111 91V89L113 88V86L115 85V89L117 90V89H119V91L121 90L120 88L122 87V86H120L119 87V83L116 85L115 83H114V85H113V83L112 84H108L107 85V83L106 82H104L103 80H104V78L105 77H109V79H112V78H114V76L115 75H117V74H115V73H113V72H116V71H114L113 70V66L112 65H114L112 62V60L111 59H109L110 58V56H108L109 55V50L112 48H114L113 47V45L115 46L116 44V39H118L117 38V36L119 37L120 35V37H119V39H121L122 38V34H120V33H117V34H114V29L113 30H111V31H113V36L111 35L112 34V32H110V33H107L106 32V30L104 29L103 30V32H101L102 30H101ZM143 29H144V31H143ZM85 30V31H84ZM88 30H89V33H88ZM98 30L100 33H98V34H101V33H103V34H101V35H98L97 33H96V35H93L92 33H93V31H94V33L96 32V31ZM76 32V34H75V32ZM78 31V32H77ZM80 31H82V32H80ZM86 32V33H84V32ZM79 32H80V34H79ZM92 32V33H91ZM155 32V33H154ZM81 33H83V34H81ZM89 34V35H87L88 37L90 36V40H92V42L86 37V34ZM91 33V34H90ZM106 33V34H105ZM122 33V32H121ZM146 33V34H145ZM157 33V34H156ZM78 34V35H77ZM108 34V35H107ZM151 34V33H150ZM62 35L64 36L65 35V37L64 38H61L62 37ZM80 35V36H79ZM82 35V36H81ZM105 36V38L103 37L102 38V36ZM114 35H116V36H114ZM83 36H85V37H83ZM95 36V37H94ZM97 36H101L100 37V40H102V39H104L106 42H107V39H108V41L109 42H105V44H108V47L106 48V46L107 45H105V47H104V44L103 43H97V40H96V44H99V46H103V50H101V47L100 48H98V45H97V47L95 46L96 44L95 43H93V40H95L96 39V37ZM60 37V38H59ZM71 37V38H70ZM83 39H82V38ZM92 37L94 38V39H92ZM109 37H112V38H109ZM113 37L114 38H116V39H113ZM151 37V38H150ZM74 39V40H71V39ZM54 39V40H55ZM61 39H62V42H61ZM88 39V43L87 42H85L86 40ZM97 39H99V38H97ZM118 39V40H119ZM57 40H55L56 42H57ZM104 40H102V41H100V42H103ZM115 40V41H114ZM65 41L69 44H67V43H65ZM74 41H75V43H74ZM19 42H21L20 40H19ZM18 41H17V43H16V45H15V48L17 47V49H15L14 48V50H15V53H14V56H15V58H13V71H15L14 69V67H16V65L18 64V59H19V57H20V55H25L26 54V56H25V58L26 57H29V53H28V50H27V45H26V43L25 42H23L22 41V43L24 44H20ZM56 42H55V44H56ZM85 43V44H84ZM91 44V46H90V44ZM62 44H63V46H62ZM68 45V46H66V45ZM103 44V45H102ZM160 45H161V43H159ZM110 45H112V46H110ZM55 46H57V48L58 49H56V47ZM60 47V48H61ZM89 47H90V49H89ZM83 50H82V49ZM56 51H55V50ZM105 49H107V50H105ZM71 50H72V52H71ZM94 50V51H93ZM97 50L99 51V52H97ZM105 50V52H103ZM18 51H19V53H18ZM80 51V52H79ZM83 51V53L84 54H82L81 52ZM107 51V52H106ZM17 52V53H16ZM96 55V53H97V55H98V58H97V56L96 57H93V53ZM101 52V54H98V53H100ZM78 53H79V55H78ZM86 53H87V55H88V58H87V55H86ZM90 53H92V54H90ZM74 54V55H73ZM78 55V56H77ZM94 55V56H95ZM100 55V56H99ZM103 55V56H102ZM107 55V56H106ZM78 58H77V57ZM85 56V57H84ZM89 56L90 57H92V60H94V61H90L91 60V58H89ZM100 57H101V60H103V62H105V63H103L101 60H100ZM107 57H109V58H107ZM76 58H77V60L78 59H80L79 61H77L76 60ZM82 58V59H81ZM87 58V59H86ZM95 58H97L96 60H95ZM108 60H110V61H108V62H106L107 61V59ZM89 59V60H88ZM187 59V60H186ZM70 60H72V62L73 63H71V61ZM82 60H84V63L86 64H84L83 62L81 63V61ZM182 60H184V62H183V66H185V70L186 71H188V72H190L189 70H193V68H196V66H194V64H192V63H194V61L193 60H191V61H189V59L187 58V56H185L184 58H182ZM98 61H100L99 63H97ZM112 61V62H111ZM186 61H188L187 63H186ZM193 61V62H192ZM58 62V63H57ZM90 62V63H89ZM93 62V63H92ZM192 62V63H191ZM76 63V64H75ZM97 65H96V64ZM107 63V64H106ZM112 63V64H111ZM185 63V64H184ZM191 63V64H190ZM20 64V63H19ZM65 64V65H64ZM83 64V65H82ZM91 64H94V65H91ZM99 64V65H98ZM64 66V70H62L61 72L63 73L64 71V75L66 76V77H63V74H61V72L59 71V69H60V67L61 68H63L62 66ZM82 65V66H81ZM96 65V66H95ZM100 65H103V66H100ZM104 65H107L106 67L104 66ZM111 65V67H109ZM188 65V66H187ZM192 65V66H191ZM85 66H86V68H88L89 67V70L87 69V71L85 72V73H87V74H82V73H84L83 71H85ZM98 66H100L99 68H98ZM182 66V67H183ZM194 66V67H193ZM75 67V68H74ZM93 68L92 69V72H93V70L95 71V73H91V69L90 68ZM71 68H73V71H70L71 70ZM78 68V69H77ZM111 68H112V70H113V72L111 71ZM186 68H189V70H187ZM57 69V70H56ZM66 69L67 70H69V72H67L66 71ZM84 69V70H83ZM97 69V70H96ZM103 69H105L106 70V72H107V70H108V74H109V72H110V74H114V76H112V75H110V76H112V78L110 77V76H105L107 73L106 72H103ZM110 69V70H109ZM56 70V71H55ZM61 70V69H60ZM101 70V71H100ZM104 70V71H105ZM196 70V69H195ZM77 73V75L75 74L74 75V73ZM97 72H99V73H97ZM102 72H103V75L105 76V77H102L103 75H102ZM60 73V74H59ZM70 73H73V74H70ZM101 73V74H100ZM116 73H118V72H116ZM52 74V75H51ZM58 74H59V76L61 77V79L59 80V76H58ZM89 74V79H90V75H91V77H96V75L99 77L98 79H99V86H98V82H97V79L95 80V82L92 80L93 78H91L90 79V81H88L89 79L88 78H86L87 77V75ZM94 74H96V75H94ZM120 74H121V76H122V74L123 73H119V75H117V76H115V78H114V80L116 79V80H120V78H118V77H121L120 76ZM74 75V76H73ZM94 75V76H93ZM191 75V74H190ZM190 75L188 76V75H186V79L188 78H191L190 77ZM54 77V79H55V77L56 76H58V81L60 82L61 81V84H63V83H65V84H63V86L62 85H60V84H58V85H55L57 82V78L55 79V80H53V81H55L56 83H52L51 82V79H53V77ZM68 76H70V78L68 77ZM102 78H101V77ZM52 77V78H51ZM63 77V78H62ZM77 77V78H76ZM123 77V76H122ZM121 77V78H122ZM14 79V81H11V80H13ZM64 78H65V82H64ZM97 78V77H96ZM11 79V80H10ZM68 79V80H67ZM77 79V80H76ZM80 81H79V80ZM188 79L187 80H185L184 81V84L183 85H185V83H189V82H191V81H188ZM50 80V81H49ZM63 80V81H62ZM73 80V81H72ZM77 82H76V81ZM106 80V79H105ZM191 80V79H190ZM47 81V82H46ZM68 81H72L71 83L70 82H68ZM92 81V82H91ZM187 81V82H186ZM16 82V83H15ZM45 82H46V84H45ZM52 85L50 88H51V90L49 89L48 90V85H50L49 83ZM58 82V83H59ZM85 82V83H84ZM69 83V84H68ZM73 83L75 84V83H78L79 84V86L77 85V86H75L74 85V87H73ZM96 83V84H95ZM100 83H104V84H100ZM105 83H106V85H105ZM15 84V85H14ZM45 84V85H44ZM91 84V85H90ZM95 84V85H94ZM190 84V85H189ZM188 85H186V87H185V89H187V90H184V91H187V100H188V103H189V106L191 105L192 106V104H193V101L194 100H196V97L194 96L195 95V93H196V91L194 90V89H192L193 91H195V93L191 90V83H189ZM56 87H55V86ZM72 85V86H71ZM82 85V86H81ZM83 85H84V87H83ZM87 85V86H86ZM105 85V86H104ZM58 86V87H57ZM67 86H69L68 88H67V90H66V87ZM83 87V88H79V87ZM92 86H94V88H95V90H94V88L92 87ZM108 86H112V88H110L109 90H107L106 91V89H105V87H107L108 88ZM189 86V87H188ZM53 87H55V91H53ZM62 89L63 88V90H61L60 88ZM71 87H73V88H75V90L76 91H74L73 90V88L70 90V88ZM90 87V88H89ZM104 87V88H103ZM119 87V88H118ZM57 88V89H56ZM77 88V89H76ZM93 89V92H96V93H91L92 91L90 90V89ZM99 88H103V90H105L104 92H103V90H98ZM68 89H69V91H68ZM81 89V90H80ZM184 89V88H183ZM192 91H190V90ZM60 90V91H59ZM72 90L74 91V92H72ZM78 90H80V91H82V93L83 92H85V93H83V95L84 96H82V93H81V96H80V93H79V91ZM123 91H124V89H122ZM190 92H189V91ZM203 90V89H202ZM48 91H50L51 92V96L50 95H47V94H49L48 93ZM62 91V92H61ZM65 91L67 92V93H65ZM71 91V92H70ZM98 91H99V93H98ZM101 91H102V93H101ZM111 92L108 96H106V94H108L109 92ZM183 91V93H184V95H186V92H184ZM13 92V93H12ZM58 92H59V94H58ZM60 92H61V94H63L62 96H60ZM70 92V93H69ZM76 92V93H75ZM106 92H108V93H106ZM122 91H120V93H121ZM189 92V93H188ZM53 93H56L55 94V97L53 96ZM75 93V94H74ZM104 93H106V94H104ZM191 93H194L193 95L191 94ZM66 94H68V95H66ZM73 94V95H72ZM94 94H95V98L93 97L94 96ZM75 95H76V97H75ZM100 95V96H99ZM120 97H122V96H124V95H126V93H123V95L122 94H118ZM122 95V96H121ZM189 95H191V96H193L194 97V99L192 98V97H189ZM68 96H70V97H68ZM74 96V97H73ZM79 97V98H78ZM82 97H85V100L87 101H84V98H82ZM113 97H115L114 99H113ZM189 97V98H188ZM15 98H16V101H15ZM52 98H54L55 99V101H54V99H52ZM69 98V99H68ZM70 98H71V100H73L74 98H76V100L74 99L73 101H71L70 100ZM94 98V99H93ZM101 98H103V101L102 100H100ZM112 98V99H111ZM46 99V100H45ZM51 99H52V101H51ZM60 99V98H59ZM80 99V100H79ZM100 100V101H98V100ZM144 99V98H143ZM189 99H193V100H189ZM18 100V101H17ZM29 100V101H28ZM95 100V101H94ZM110 100V101H109ZM117 100V101H116ZM131 100V101H130ZM152 100V99H151ZM62 101H63V99H62ZM113 101L115 102V103H113ZM122 101V103H120ZM150 101V100H149ZM149 101H148V103H149ZM153 101V100H152ZM152 101H150V103L152 104L153 102ZM162 100H160V101H158L159 103H164V101L163 102H161ZM190 101V102H189ZM17 102H19L18 104H17ZM29 102V103H28ZM68 102H70V103H68ZM72 102H78V104L76 103H72ZM85 104H84V103ZM90 102H92V103H90ZM102 102H104L103 104H102ZM117 102H119V103H117ZM125 102H126V108H124L125 106ZM131 102V103H130ZM90 103V104H89ZM187 103V104H188ZM191 103V104H190ZM26 104H27V107H26ZM67 104V105H66ZM73 104L74 105H76L75 107L73 106ZM93 104V105H92ZM106 104V106H107V109H106V106H104ZM115 104H117V105H115ZM124 104V105H123ZM136 106H135V105ZM15 107V105H16V107L18 108V110H19V112H22V113H24V111L26 112V124H27V131L29 132V133H27V135H26V139L25 138H23V141H22V143H21V145H19V144H17L16 142H15V140L14 141H12L11 139H16L18 136V134L17 133H12L11 131H9V121H10V116L9 115H11L12 116V113H11V108L13 107V106ZM49 104H48V106H50ZM78 105V106H77ZM82 105V106H81ZM85 105H87V108H86V106ZM92 105V106H91ZM98 105H100V107H98ZM101 105H103L104 107H101ZM109 105V106H108ZM114 105H115V107H114ZM161 105H164V104H161ZM20 107V109H19V107ZM32 106H34L33 107V110L31 109V107ZM112 106H113V108H112ZM116 106H118L117 108H118V110L116 109ZM119 106H121V107H123L124 109H127V107H129L127 110H124V109H122L121 107L119 108ZM130 106H132L131 108H132V110H131V108H130ZM135 106V107H134ZM137 106H140L139 108H137V109H140V111L141 112H139V111H137V113H135V114H137V116L139 115V116H141L142 117V115H144L145 116V118H144V116L141 118V117H139V122L138 123H136V125H139L138 127H140L141 125H142V127L140 128V129H142V131L141 130H139V128H137V126L134 124V122L133 121H135V119L137 118H135V119H133L135 116H133V115H135L134 114V112H136V107ZM149 106H150V104H149ZM160 106V104L158 105V106H155V107H152V105H151V107H147V108H149V110H151V109H153V110H155V109H157V107H159ZM189 106H187V107H189ZM26 107V108H25ZM65 107H67V108H65ZM73 107H74V109H73ZM76 107H78L77 109H76ZM83 107V108H82ZM108 107H109V109H108ZM10 108V109H9ZM40 109L39 111H38V109ZM102 110H100V109ZM133 108H135V110L133 109ZM209 107H207V109H206V107H205V110H206V112H207V114H209V109H208ZM37 109V110H36ZM64 109V110H63ZM82 109V110H81ZM85 109V110H84ZM88 109H90V110H88ZM103 109H106V112L104 113V111H103ZM110 109H112L111 110V113L113 112V116H112V114H110V112L109 111H107V110H110ZM113 109H116V112L114 113V111L115 110H113ZM119 109H120V111H119ZM131 110L132 111V113L131 112H129L128 110ZM73 110V111H72ZM92 110V111H91ZM96 112H95V111ZM133 110H134V112H133ZM158 110V109H157ZM30 111V112H29ZM46 111H47V109H46ZM84 111H86V112H84V113H86V116H83V115H85L83 112ZM91 111V112H90ZM121 111H124L125 113H126V111L128 112V114H126L127 115V117H128V115H129V119H130V121L132 122V125L134 124L135 126H133V127H131L132 129H138L137 130V135H138V133L141 131V134L139 133V137L141 138H139L138 139V136L136 135V134H134V138H133V136L131 135V137H130V135L129 134H132L133 132H135L136 130L134 129V131L132 132L130 129V124H131V122L130 121H128L129 119L127 118V117H125L124 115H123V113H120ZM156 111V110H155ZM33 112V113H32ZM38 112V113H37ZM43 112V113H42ZM75 112V114H73ZM80 112V113H79ZM103 112V113H102ZM107 112H109L107 115H106V113ZM72 113V114H71ZM92 113V114H91ZM95 113V114H94ZM120 114V116L118 115V114ZM140 113V114H139ZM39 114V115H38ZM110 114V115H109ZM151 114V113H150ZM149 114V115H150ZM206 113H204L203 115L204 116H206L205 115ZM33 115V116H32ZM67 115V116H66ZM72 115H74L75 117H76V121H74L73 119H75V117H73L72 118ZM9 118H8V117ZM30 116H32V117H30ZM36 116V117H35ZM88 116V117H87ZM117 116L118 117H124L122 120H124L122 123L124 124V126H126V128H123V126H122V128H123V131L124 132H128L126 135H125V133H124V137H123V143L124 144H127V149H126V151H125V153H124V151H122L121 149H124L125 150V148H122L121 146H119L118 145V140H117V138H116V136H115V133L112 131V129H111V131H109L110 130V127H111V123L114 121V119L115 118H117ZM131 116H132V118H131ZM166 116V114L165 115H163V118ZM167 116H168V114H167ZM208 116V115H207ZM45 117V118H44ZM67 117H71L70 119L69 118H67ZM82 117H84L83 119H82ZM103 117H105V118H103ZM150 117H151V115H150ZM49 119L50 121H48L47 119ZM79 118H80V120H79ZM92 119V121H91V119ZM94 118H96L95 120H94ZM101 118H103V120L101 119ZM107 118H108V120H107ZM28 119H31V121L33 122V123H30L31 121L30 120H28ZM43 119V120H42ZM78 119V120H77ZM88 119V120H87ZM140 119H142L141 121H140ZM146 121H145V120ZM36 120V121H35ZM48 122H47V121ZM82 120V121H81ZM88 122H87V121ZM125 120H127V121H125ZM137 119H136V121H138ZM216 119H212V121H213V123L214 122H216L215 121ZM83 121H85V122H87L88 124H86V123H84ZM108 121V122H107ZM111 121V122H110ZM145 122V125L146 126H144V123L143 124H141L142 122ZM42 122H44V126H43V124H42ZM51 124H50V123ZM75 122V123H74ZM98 122H99V124H98ZM110 122V125L109 124H107V123H109ZM127 122H129V130L127 131V129H128V123ZM46 123H48L47 124V126H48V128H47V126H46ZM83 123H84V127H83ZM100 123H102L101 125H102V127H101V125H100ZM141 125H140V124ZM207 123V122H206ZM208 123L210 124V125H212V122H210V121H208ZM91 124V125H90ZM68 125V126H67ZM71 125H73V126H71ZM90 125V126H89ZM209 125V126H210ZM42 126H43V128H42ZM50 126V127H49ZM89 126V127H88ZM103 126H105V127H103ZM201 126H204V127H206L205 125H200L199 126V128L201 127ZM225 126V130H226V128H227V130L228 131H230V129L232 128V126H230V125H224ZM40 127H41V129H40ZM65 127H67V128H65ZM69 127V128H68ZM74 127V128H73ZM90 127H92V128H90ZM145 127V128H144ZM204 127H202V128H204ZM50 128V129H49ZM75 130H73V129ZM77 128V129H76ZM83 128H84V130H83ZM87 128V129H86ZM88 128H90V129H88ZM97 128V129H96ZM101 128L103 129V130H101ZM105 128V129H104ZM48 129V131L47 132H49V133H47L45 130H47ZM53 129V130H52ZM94 131H93V130ZM236 129H238V127L236 128ZM235 129V130H236ZM69 130V131H68ZM83 130V131H82ZM85 130L86 131H88V132H90V134H92L93 132V134H97L96 135V137H94V136H92V135H90L88 132V134L85 132ZM226 130V131H227ZM234 130V131H235ZM42 131V132H41ZM70 131H71V133H70ZM101 131V132H100ZM139 131V132H138ZM234 131H232L231 130V134H234V135H236V133H237V135L239 134V129L238 130H236L235 131V133H233ZM47 133L48 134V136L46 135V138L48 139V140H46V138L44 139L45 140V142H44V146H42L43 144L41 143V142H43V134L44 133ZM69 132V133H68ZM72 132H73V134H72ZM104 132V133H103ZM113 132V133H112ZM87 134L88 135V137H89V139H91V141L89 140V139H87L88 137H86L87 135H85V134ZM212 133H215V131L213 130L212 132H211V134ZM40 134V135H39ZM50 134V135H49ZM105 134V135H104ZM111 136H110V135ZM230 134V136L229 135H227V137H226V139L229 141V140H234V139H232L234 136H232ZM12 135H13V137L14 138H12ZM75 135V138L73 137ZM102 135V136H101ZM141 135V136H140ZM42 136V137H41ZM91 136L92 137H94V138H91ZM99 136H101V137H103V140H98V139H102L101 137L99 138ZM106 136V138L104 139V137ZM108 136V137H107ZM128 136H129V140L128 139H126V137L128 138ZM137 138H136V137ZM232 136V137H231ZM3 137V138H2ZM112 137V138H111ZM238 137H240V136H238ZM95 138H97V139H95ZM108 138V139H107ZM131 138H133L132 139V141H134V139H137V141L139 140H141V142L139 143V144H137V145H135V142L137 143V141H134L132 144L130 143V140H131ZM107 139V140H106ZM124 139H126L127 141H128V143H130V144H128L127 143V141H125ZM239 140L241 139V138H238ZM87 140H89V141H87ZM93 140V141H92ZM94 140L96 141V142H94ZM143 140V141H142ZM4 141V142H3ZM49 141H51V142H49ZM98 141H100L99 143H98ZM11 142H13V143H11ZM93 142H94V144H93ZM51 143V144H50ZM65 143H66V145H68V146H66L65 145ZM98 143V144H97ZM101 143V144H100ZM107 143V144H106ZM159 143V142H158ZM39 144V145H38ZM48 144L51 146H48ZM59 144L62 146V154H60V158H62V159H59V156H58V160H57V164H55V165H53V174H50L49 173V171H46V170H48V165L51 163L50 161V159L52 158V156H51V158H50V155L52 154V152H53V154L52 155H54L55 153H56V151H55V149H56V147H57V149H58V146H59ZM87 144V145H86ZM89 144V145H88ZM105 144V146L104 147H107L108 149H107V151L105 150L106 148H104V147H101V145L103 146ZM15 145L17 146L16 148H15ZM42 147H41V146ZM71 145V146H70ZM80 145V146H79ZM93 145H95L97 148H94L93 147ZM107 145V146H106ZM130 145H133V147H131V148H136L137 150H135V151H137L134 155H133V152H135V151H132V155L134 156V157H132V155H131V149L129 148V146ZM138 145H140V146H138ZM236 145V144H235ZM14 146V147H13ZM23 146V147H22ZM25 146V147H24ZM55 146V147H54ZM70 146V147H69ZM86 146H88L87 147V149H91L92 147V151H90V150H86ZM92 146V147H91ZM125 146V145H124ZM135 146V147H134ZM137 146V147H136ZM157 146H160L159 144H157ZM162 146H164V145H162ZM180 146V145H179ZM182 146V145H181ZM237 146H238V144H237ZM22 147V148H21ZM27 147V148H26ZM49 147V148H48ZM71 147H73V149L71 148ZM101 147V148H100ZM126 147V146H125ZM165 147V146H164ZM170 147V146H169ZM6 148V149H5ZM41 148V151L40 150H38V151H40V153L42 154V149H44V153L41 155H39V157L38 158H34V155L36 154V150L37 149H40ZM67 148H71L72 150H71V152H69L70 150L69 149H67ZM174 148V149H173ZM179 150H178V149ZM226 147H223V148H221V149H225ZM229 147H227V149H228ZM56 149V150H57ZM93 149L94 150H96V151H101V150H103V152H96V155H97V157H99V156H101V157H99V158H97L96 157V155L94 156L96 159H97V161H98V159H99V161H101V162H99V164L96 162V159L94 158H92V157H90V156H93V155H91V154H93ZM128 149H130V150H128ZM13 152H12V151ZM111 150V151H110ZM114 150V151H113ZM128 150V151H127ZM141 150L144 152H141ZM174 151L173 153H172V156H173V154H175L174 156L176 157H179V159L176 157H172L171 156V151ZM177 150V151H176ZM37 151V152H38ZM59 151V150H58ZM58 151H57V153H58ZM74 153H73V152ZM89 151V152H88ZM124 153V154H126L127 152L129 153L128 155L130 156L131 155V157L132 158H135V159H137V160H135L134 159V162L132 161V160H129V157H128V155L126 156V158H125V156H124V161H126V159H127V162L128 161H130V162H132L131 164H128V163H130V162H128V163H126L127 165H128V167H127V165H125V162L122 160L123 159V155L124 154H122V152ZM168 151V150H167ZM179 151V153H177ZM55 152V153H54ZM91 152V153H90ZM20 153V154H19ZM50 153V154H49ZM67 153H68V155H67ZM94 153H95V151H94ZM140 153H138V155L137 156H141V157H139V160L140 159H143L144 158V156H145V154H144V156L143 155H139ZM183 154H184V150H183V152H182ZM8 154V155H7ZM34 154V155H33ZM98 154H100L99 156H98ZM107 154H109V155H107ZM111 154L113 155L112 157H111ZM223 154H224V151H223ZM223 154H221L219 157H223ZM63 155V156H62ZM69 155H70V159L68 158L69 157ZM88 155V156H87ZM107 155V156H106ZM116 155V156H115ZM201 155V156H200ZM225 155V154H224ZM10 156V157H9ZM17 156V157H16ZM68 156V157H67ZM73 156H75V157H73ZM108 156H110L109 158H108ZM143 156V157H142ZM197 156H198V158L200 157V159H198V160H201V162H199L198 160H197ZM64 157H65V159H64ZM88 158V160L86 159L85 160V158ZM107 157V158H106ZM130 157V158H131ZM171 157L174 159V160H177V161H175L174 162V160L173 159H171ZM185 157V158H184ZM225 157V156H224ZM7 158V159H6ZM22 158V159H21ZM50 158V159H49ZM89 158H90V160L91 159H93V162H96L95 164L94 163H92V165H94L93 167H95V166H97V165H99L100 167L101 166H106V170L108 171H105L104 170V168H100L101 169V171H100V169H99V171L101 172V175L99 176V171L97 170L98 168H94V171H93V168L91 167L89 170H88V168H87V162L89 161ZM115 158V159H114ZM181 158V159H180ZM184 158V159H183ZM202 158V159H201ZM2 159H4V160H2ZM42 159H44V160H42ZM46 159H47V161H46ZM107 159V160H106ZM222 159V158H221ZM18 160H21V161H18ZM65 160V161H64ZM70 161V162H68V161ZM72 160V161H71ZM95 160V161H94ZM110 160L112 161V162H110ZM115 160V161H114ZM118 160V161H117ZM122 160V161H121ZM172 160V161H171ZM2 161V162H1ZM45 161V162H44ZM59 161V162H58ZM62 161H64V162H62ZM85 161H87V162H85ZM120 161V162H119ZM170 161H171V163H170ZM181 161V162H180ZM184 161V163H182ZM19 162H22V163H19ZM65 162H67V164L65 165L64 163ZM71 162H72V165H71ZM90 162V161H89ZM92 162V161H91ZM106 164H105V163ZM114 162V163H113ZM140 162V161H139ZM165 163H166V161H164ZM5 163V164H4ZM43 163V164H42ZM62 163V164H61ZM69 163V164H68ZM105 165H104V164ZM140 163H143V161L141 160V162ZM164 163V165L163 166H166V164ZM38 164H40V165H38ZM73 164H74V167H72L73 166ZM103 164V165H102ZM118 164H120L121 166H119ZM202 164V165H201ZM215 164H217V166L215 167ZM68 165H70L71 166V168L72 169H70V167L67 169V167H68ZM112 165V166H111ZM113 165H114V167H113ZM127 167V170L128 171H130V173H131V171H132V176L129 174V172L128 171H126V167ZM136 165V164H135ZM139 165H141V164H139ZM205 165V164H204ZM203 165V166H204ZM222 165V164H221ZM64 166V167H63ZM80 166V167H79ZM173 166V167H172ZM35 167V168H34ZM116 167V168H115ZM40 168L42 169V170H40ZM60 170H59V169ZM64 168H66V170L64 169ZM75 168V169H74ZM81 168H83L82 169V171H81ZM175 168H177V169H175ZM216 168H217V171H218V169H219V171L218 172H214V169L216 170ZM34 169V170H33ZM39 169V170H38ZM69 169H70V174L68 175V173H69ZM75 170V172L76 173H74V170ZM76 169H77V171H76ZM78 169H80V170H78ZM110 169H112V170H110ZM117 169H119L120 171L118 172H116V170ZM133 169H134V166H133ZM174 169V170H173ZM180 169V170H179ZM73 170V171H72ZM86 170V171H85ZM96 170H97V172H96ZM123 170H125L126 171V173H124V171ZM182 170H183V172H182ZM197 170H199V171H197ZM35 171V172H34ZM41 171V172H40ZM68 171V173H66ZM83 171H84V173H83ZM89 171H90V173H89ZM115 171V172H114ZM121 171H123V173L121 172ZM177 171H178V173H177ZM64 172V173H63ZM88 172V173H87ZM34 173V174H33ZM38 173H39V175H38ZM44 173V174H43ZM73 173V174H72ZM103 173V174H102ZM43 174V175H42ZM56 174H58V176L59 177H55V175ZM66 174V175H65ZM72 174V175H71ZM122 174H124V175H122ZM131 176H129V175ZM64 175V176H63ZM86 175V176H85ZM104 177H103V176ZM119 175V176H118ZM125 175H127L126 177H124ZM133 175H136L135 177H133ZM199 175H201V174H199ZM219 175H215L214 177H218ZM36 176H38V177H36ZM41 176H42V178H41ZM44 176V177H43ZM49 176V177H48ZM50 176H52V177H50ZM106 176V177H105ZM121 176V177H120ZM123 176V177H122ZM177 176L179 177V179H176L177 178ZM202 176V175H201ZM73 177H74V180H72L73 179ZM102 179H101V178ZM117 178V179H114V178ZM119 177V178H118ZM134 179H133V178ZM182 177H184V178H186V180L184 179V178H182ZM200 177V180H198V178ZM216 177V178H217ZM38 180H37V179ZM40 178V179H39ZM61 178V179H60ZM67 178V179H66ZM88 178V179H87ZM110 178V180H108ZM113 178V179H112ZM122 178H123V180H124V178H125V185H127L126 186V188L124 187V189H122V190H120V188L121 187H123V183L122 182H124V181H122ZM128 178H132V180H128ZM181 178H182V180H181ZM204 178V177H203ZM49 179V180H48ZM54 179V180H53ZM69 179H71V180H69ZM86 179H87V181L88 182H86ZM94 179L96 180H98L99 179V183H104L103 184V186H104V197L102 198V203H104V206H103V208L105 207V208H107V210H104V211H102V209L100 210V214H102V215H100L99 214V212H95L94 211V206H96L97 205V200H99L98 199V197H97V190L95 189V184L93 183L94 182ZM187 179H189V180H187ZM192 179V180H191ZM198 180V184L196 183V184H194V182H195V180ZM34 180V181H33ZM37 180V181H36ZM42 180H44V181H42ZM96 180V181H97ZM105 180H107V181H105ZM126 180H128V181H126ZM180 180V181H179ZM211 180H212V178H211ZM39 181H40V184H39ZM51 181H52V183H54V181L55 182H59L58 183V187L57 188H55L54 189V191H52L51 192V189H49L51 186H52V183H51ZM71 181H73V184L71 183L70 184V182ZM92 181V182H91ZM119 181V182H118ZM190 181L192 182L193 181V183H190ZM203 181H204V179H203ZM213 181V180H212ZM50 182V183H49ZM112 182V183H111ZM122 184H121V183ZM187 182H189L190 183V186H192L193 185V188H191L190 190H191V193L192 194H194V192H196V190H199L198 192H196L197 193V195H195L194 194V196H191L190 198H189V200H193V197H195V196H197L198 197V195H199V198L198 199H201L202 200V203H200L201 204V209L203 210L202 212H200V211H198V210H201V209H199L200 208V204H199V202L201 201H199L197 198H195V200H193V201H199L198 202V204H199V206H198V204L197 203H195V204H197V205H191V204H193V203H191L192 201H189L188 202V200H186V199H188V197H187V194L186 193H189V184L187 183ZM44 183V184H43ZM61 183V184H60ZM127 183V184H126ZM201 183H203L202 181H201ZM37 184V185H36ZM41 184H43V187L41 186ZM51 186H50V185ZM61 185V187H60V185ZM86 184V185H85ZM92 184V185H91ZM111 184V185H110ZM186 184V185H185ZM188 184V185H187ZM192 184V185H191ZM226 183H223L222 184V187H224L223 185H225ZM38 185H40V186H38ZM47 185V186H46ZM107 185V186H106ZM110 185V186H109ZM122 185V186H121ZM124 185V186H125ZM194 185H196L195 187H197V185L200 187L199 189H197V188H195L194 187ZM38 186V187H37ZM50 186V187H49ZM78 186V190H77V188L76 187ZM121 186V187H120ZM186 186H188V189L186 188ZM59 187L61 188V189H59ZM82 189H81V188ZM92 187V188H91ZM107 187V188H106ZM226 187L227 186H225V189H226ZM38 188H40V189H38ZM45 188V189H44ZM73 189L72 191H71V189ZM79 188H80V190H79ZM86 189L85 191H84V189ZM109 188V189H108ZM119 189V192H120V194H119V192H118V190H116V189ZM204 188V187H203ZM132 189V190H131ZM139 189H141V190H139ZM142 189H144V190H142ZM149 189V187L147 188V190H150ZM194 189V191H192ZM202 189V188H201ZM224 189V188H223ZM44 190V191H43ZM140 191V193H138V195L136 194V192H139ZM181 190H184L183 192L181 191ZM227 190H228V192H227ZM226 190V192H224V193H226L227 195H228V193L230 194V192H231V190L230 189H227ZM230 190V191H229ZM141 191H143V193L141 192ZM154 191V190H153ZM44 192V193H43ZM76 194H75V193ZM81 192V194H79V193ZM83 192V193H82ZM86 192H88V194L86 193ZM116 192V193H115ZM122 192V193H121ZM147 192V193H146ZM151 192V193H150ZM202 192V191H201ZM43 193V194H42ZM60 193V194H59ZM183 193V194H182ZM185 193V194H184ZM36 194H38V195H36ZM40 194V195H39ZM71 194H73L74 195V197H73V195H72V197L71 198H69V195H71ZM82 194H84V195H82ZM122 194H124V195H126L128 198L130 197V200H131V203H128V201L126 200L127 199V197H125L124 195V197H125V199H123V198H120L121 196H122ZM144 194V196L146 197H143L142 195ZM148 194L150 195V197L149 198H147V196H148ZM181 194L183 195V196H181ZM223 194V193H222ZM49 195V196H48ZM50 195H53V196H50ZM55 195V196H54ZM80 195H82V197H83V199L85 200H87L88 198L90 199H88L87 201H89V203L87 202V201H83V200H81V196ZM118 195H121L120 197L118 196ZM135 195V196H134ZM177 195H178V197H177ZM253 195V196H252ZM39 196V197H38ZM42 196V197H41ZM59 198H58V197ZM89 196V197H88ZM97 198H96V197ZM114 196H117L116 198H119V199H122L121 201L120 200H115V198H114ZM142 196V197H141ZM185 196V197H184ZM224 196V195H223ZM39 199H38V198ZM41 197V198H40ZM85 197H87V198H85ZM111 197V198H110ZM187 197V198H186ZM254 197L256 198V199H254ZM54 198V199H53ZM74 198V201H75V205L76 206H73V205H71V204H73V203H71V202H73L72 201V199ZM80 198V199H79ZM109 198V199H108ZM141 200V198H143L142 199V202L141 201H138V203L141 205H139L138 203H134V204H138L140 207H142L143 205V208H139L138 207V205H136L137 206V208L136 207H134V209H133V200ZM145 198V199H144ZM184 198H185V202H186V206H184ZM252 198H253V200H252ZM53 199V200H52ZM71 199V200H70ZM108 199V200H107ZM149 199V200H148ZM197 199V200H196ZM60 200V201H59ZM92 200H93V202H92ZM136 200V201H137ZM147 201L148 202V204L145 202V201ZM152 201H155V199H151ZM249 200H251L250 202H249ZM68 201V202H67ZM118 201V202H117ZM119 201H120V203H122V201H124L125 202V204H126V209L127 210H125L124 208V204H121V206H119L120 205V203H119ZM143 201H144V203L146 204H144L143 203ZM230 203H229V202ZM8 202V203H7ZM59 202V203H58ZM71 203V204H68V203ZM80 202H82V203H80ZM86 202H87V204H86ZM107 202V203H106ZM119 203V205L117 204V203ZM127 202V203H126ZM141 202V203H140ZM151 202V203H150ZM190 203V204H188V203ZM216 202H218V204H221L222 206H223V211H222V209H220V208H222V207H215L216 205H214V204H216ZM251 202H253L254 203V205L256 206V207H254L253 209L255 210L256 208H257V206H258V212H259V207H261L260 208V210H261V212H259V213H261V215L260 214H258L257 213V211H252V207L254 206L253 205V203L252 204H250V205H253L252 207L251 206H247L248 204L247 203H251ZM52 203V204H51ZM115 203V204H114ZM173 203V204H172ZM175 203V204H174ZM178 205H177V204ZM228 203V205H226ZM232 203L234 204V206H235V208H230L231 206H232ZM5 204V205H4ZM51 204V205H50ZM56 204H58V205H56ZM81 204V205H80ZM95 204V205H94ZM143 204V205H142ZM150 204H152V206L150 205ZM159 204V203H158ZM182 204V207H188V208H190L189 210H191V211H193L192 213H193V215H194V217H195V215H197V217L196 218H194V222H192V221H187L186 219L188 218V217H184V218H182V220H181V216H180V219L177 217V216H179L180 214L178 213H176L175 214V210H176V208H175V206L177 207V208H180V207H178L179 205H181ZM203 204H205V205H203ZM245 204H247V205H245ZM64 205V206H63ZM131 205H132V208H131ZM148 205H150L151 206V208H150V206H148ZM166 205V206H165ZM171 205H173V208H172V206ZM190 205V206H189ZM231 205V206H230ZM25 206V207H24ZM34 206V207H33ZM36 206V207H35ZM59 206V207H58ZM70 206H73L72 207V210H70L71 208H70ZM90 206V207H89ZM135 206V205H134ZM148 206V207H147ZM168 206H171V207H168ZM203 206H205V208L203 207ZM209 206H211L212 208H218V209H220L218 212H220V214L219 213H215V215L214 214H211L210 213V211L209 210H211L210 208H209ZM214 206V207H213ZM227 206H230V207H227ZM233 206V207H234ZM243 206H246V207H248L247 209V211H249L250 209H251V212L250 213H254V214H256V216L254 217V218H251V219H253V222H255V223H257V224H255V226L258 228V222H259V219L261 218V220H260V224H261V226L260 227H262V229H260L259 231H258V233L256 232L257 231V228L254 226V224H253V222H252V220H249L250 219V216L251 215H249L248 216V213L249 212H247L246 210L245 211H241L240 210V207H242V210H244V209H246L245 207L243 208ZM23 207V208H22ZM54 207H56V208H58L57 209V211L58 212H56L55 210V208ZM122 207H124V208H121ZM131 208V209H128V208ZM159 209H158V208ZM161 207V208H160ZM166 207V208H165ZM194 207V208H193ZM207 207V208H206ZM237 207V208H236ZM239 207V208H238ZM251 207V208H250ZM11 208H12V210H11ZM67 208V209H66ZM70 208V209H69ZM90 208H91V210H90ZM104 208V209H105ZM135 208H136V212H132V210L134 211L135 210ZM144 208H148L147 209V211L144 209ZM153 208V209H152ZM158 210H157V209ZM175 208V209H174ZM205 210H204V209ZM229 208V209H228ZM250 208V209H249ZM7 209V210H6ZM9 209V210H8ZM28 209V210H27ZM29 209H31L30 211V213L31 214H29L28 216H26L27 214H26V212L27 211H29ZM50 209V210H49ZM83 209V210H82ZM120 209V210H119ZM139 209V210H138ZM143 209V210H142ZM152 209V210H151ZM168 210V213H170V216H168V219L170 220L171 219V217H176L177 219H179L178 221H184V225L182 224V223H180V222H177L176 223V221H172V220H176V218L174 217L172 220H168V219H165L164 217H167V214H166V210ZM173 209V210H172ZM181 209V208H180ZM179 209V210H180ZM184 209V208H183ZM183 209H182V211H183ZM232 209V210H231ZM236 211H235V210ZM67 210V211H66ZM77 210V211H76ZM121 210L123 211V213H124V217H121L122 216V212H121ZM124 210H125V212H127V213H125L124 212ZM130 210V211H129ZM137 210L138 211H140V215H139V212H137ZM194 210H196L195 212V214H194ZM55 211V212H54ZM62 211V212H61ZM69 211V212H68ZM88 214V212L89 211H91L92 213L94 212V214H92V213H90L89 212V215H87L85 212ZM101 211H102V213H101ZM106 211V212H105ZM154 211V212H153ZM156 211V212H155ZM231 211V212H230ZM235 213H234V212ZM24 212H25V215H24ZM50 212V213H49ZM60 212V213H59ZM118 212H121V213H118ZM145 212V214H147V216L145 215V214H143ZM148 212V213H147ZM153 212V213H152ZM173 212H174V214H173ZM176 212H177V210H176ZM178 212H180V213H182L181 212V210L180 211H178ZM230 212V213H229ZM233 212V213H232ZM237 212V213H236ZM239 212H244L243 213V218L245 219H242L243 220V223H242V221L240 220V217L242 216L241 215V213H240V216L238 215L239 214ZM245 212H247V214L245 213ZM48 213V214H47ZM54 213V214H53ZM59 213V214H58ZM66 213V214H65ZM69 213H71V214H69ZM103 213L105 214V215H107V216H105L104 215V217H100V216H103ZM136 213H138L137 215H135ZM151 215H150V214ZM155 213V214H154ZM222 213V214H221ZM228 213V214H227ZM252 213V214H253ZM69 214V215H68ZM91 214V215H90ZM129 214V215H128ZM153 214V215H152ZM161 214V215H160ZM173 214V215H172ZM210 215V217L211 218H213V217H215V218H213L214 220L213 221H215L216 222V219H218L217 220V225H219V226H221V228H219V226L218 227H215V229L217 228L218 230H221L223 227H224V230L223 231H218L217 232V230L215 231V233L214 232H212V233H214V234H210L211 232H209V229L210 230H212V228L214 227V226H217V225H215L216 223H214L213 221V223H214V225H213V227H212V225H211V218L209 217V215ZM244 214H245V217H248V218H245L244 217ZM49 215V216H48ZM82 217H81V216ZM94 215V216H93ZM120 215V216H119ZM139 215V216H138ZM144 217H143V216ZM148 215H150V216H148ZM205 215H207L206 217H205ZM219 216L218 218L216 217V216ZM230 215V216H229ZM231 215H232V217H231ZM236 215V216H235ZM13 216H16V217H13ZM41 216H43L42 217V219H40L41 218ZM76 216V217H75ZM87 216H89V218L87 217ZM118 216V217H117ZM138 216V217H137ZM156 216V217H155ZM224 218V220H223V218ZM239 216V217H238ZM252 216H254V215H252ZM259 216V217H258ZM23 217V218H22ZM27 217H29L27 220H28V223H27V220L25 221V219L24 218H27ZM81 217V218H80ZM94 217V218H93ZM120 217V218H119ZM129 217V218H128ZM147 217H149V218H146ZM160 217H162V218H160ZM199 217V218H198ZM209 217V222H208V218ZM239 219H238V218ZM263 217V218H262ZM20 218V219H19ZM50 220H49V219ZM101 218V219H100ZM124 218V219H123ZM137 218V219H136ZM140 218H142V219H140ZM145 218V219H144ZM156 218V219H155ZM160 218V219H159ZM165 219V222L163 221L164 219ZM220 218V219H219ZM228 218H230L229 219V221L227 220ZM259 218V219H258ZM24 219V220H23ZM36 219V220H35ZM40 219L41 221H40V224L39 223H37L38 222V220ZM93 221H92V220ZM96 221H95V220ZM120 219H123V222L120 220ZM138 219H139V222H138ZM152 219V220H151ZM159 219V220H158ZM207 219V220H206ZM235 219V220H234ZM256 219H258L257 220V222H256ZM31 220V221H30ZM34 220V222H32ZM80 220V221H79ZM89 222H88V221ZM101 220V222H99ZM104 220V221H103ZM110 220H112L111 222H110ZM119 220V222H120V224H121V222H122V225H120L119 224V222L118 223H116L117 221ZM128 220H129V222H128ZM151 220V221H150ZM156 220V222H154V226H152V223H153V221H155ZM160 220H162V221H160ZM188 220H193V219H188ZM195 220L197 221H199L200 222V224H202V227L201 228H203L202 230L203 231H201V228L199 227V226H201V225H199V224H197L198 222H196L195 223ZM206 220V221H205ZM225 221V223L223 222V221ZM232 220V221H231ZM235 222H234V221ZM236 220L238 221V223L236 222ZM239 220H240V223H241V225L242 226H245V227H241L240 226V223H239ZM250 222H249V221ZM65 221V222H64ZM71 221H73L72 223H70ZM83 221V222H82ZM87 221V222H86ZM127 221V222H126ZM248 223H247V222ZM160 222V223H159ZM226 222H228V224L230 223V226L232 227V223H235V224H233V227H235V228H237V229H234L233 227H232V229H231V227H229L230 228V230H229V228H228V226H227V223ZM252 222V223H251ZM33 223H37V224H33ZM41 223H44L45 224V226H46V228L44 229V225L43 224H41ZM55 225H54V224ZM80 223V224H79ZM84 223V224H83ZM87 223H89V225H87ZM93 223H94V225H93ZM101 223V224H100ZM104 223V224H103ZM114 224V226H113V224ZM132 223V224H131ZM163 223V224H162ZM175 223V224H174ZM195 223V224H194ZM208 223H210V225L208 224ZM226 224V225H224V224ZM247 223V224H246ZM51 224V225H50ZM68 225V227L67 226H65V225ZM97 224V225H96ZM119 224V229L121 230H118V228L116 227L117 225ZM145 224H147V225H145ZM149 224V225H148ZM155 224H156V226H158V227H155ZM172 224V225H171ZM180 224V225H179ZM189 224H191V225H189ZM196 224H197V226H196ZM249 224V225H248ZM250 224H251V226H250ZM35 225H37V226H35ZM40 225H42V226H40ZM71 225V226H70ZM84 225H86V227H89V228H87V229H85L84 230V228H85V226ZM92 225H93V227H92ZM103 225V226H102ZM136 225V226H135ZM164 225H165V227H164ZM199 225V226H198ZM205 225V226H204ZM224 225V226H223ZM234 225H236V226H234ZM34 226V228H31V227H33ZM52 226H53V228H52ZM60 226H65L64 228L62 227V228H60ZM94 226H95V228H94ZM120 226H122V227H120ZM163 226V227H162ZM177 226V227H176ZM179 226H181V227H179ZM187 226V227H186ZM189 226V227H188ZM192 226H194L193 228H192ZM212 227V228H210V227ZM247 226V227H246ZM255 227L256 229V231H254V229H252V227ZM41 227V228H40ZM49 227V228H48ZM82 227V228H81ZM97 227H99L100 228V232H98V228ZM162 227V228H161ZM171 227V228H170ZM179 227V228H178ZM183 227H185L184 229H183ZM197 227H199L200 229H196ZM225 227H226V229H228L227 231L231 234V232H234V230H235V232H234V234H235V237L233 236V233L230 235L229 233H228V236H231V238L230 237H228V240H230V241H224V238L226 239V235H227V231L225 230ZM238 227H239V229H238ZM52 230H51V229ZM67 228V229H66ZM72 228V229H71ZM92 228H94V230L92 229ZM132 228V229H131ZM152 228V229H151ZM180 230V231H178V229ZM187 228H190V229H192V231L191 230H188ZM240 228H242V229H240ZM248 228H249V230H248ZM32 229H34V230H32ZM37 229L39 230V232L40 233H42V234H44L42 237L44 238V239H42V242L40 241L41 239H38L39 237H41L40 235H42V234H40L39 235V232L37 231ZM46 229H47V231L49 230V233L46 231ZM55 229V230H54ZM58 229V230H57ZM59 229L61 230V232L63 231V230H65L64 232H62L61 234H63V235H60V233H58L59 232ZM81 229H83L82 231L83 232H81ZM91 229V230H90ZM104 229V230H103ZM112 229V230H111ZM130 229H131V231H130ZM154 229V230H153ZM159 229V230H158ZM173 229V230H172ZM177 229V230H176ZM183 229V230H182ZM245 230V231H243L242 232V230ZM259 229V228H258ZM41 230H43V231H41ZM86 230H88V232L86 231ZM127 230V231H126ZM140 230V231H139ZM149 230V231H148ZM161 230V231H160ZM193 230L195 231V230H197L198 231V236H196L197 235V231L194 233L193 232ZM199 230L202 232H199ZM233 230V231H232ZM248 230V231H247ZM253 230V231H252ZM44 231H46L48 234H49V236L47 235L46 236V232L44 233ZM57 231V232H56ZM105 231V232H104ZM116 231V232H115ZM133 231V233H136V235L135 234H133V233H130V232H132ZM146 233H145V232ZM153 231H155V232H153ZM156 231H158V232H156ZM170 231V232H169ZM177 231V232H176ZM213 231H214V228H213ZM226 231V232H225ZM231 231V232H230ZM236 231L238 232L237 234H236ZM241 231V232H240ZM55 232H56V235L54 236V234H55ZM69 232H72V233H75V234H72V233H69ZM82 233V236L84 235V233H88L89 234V236H88V234L86 233L85 234V236H86V238L88 237H90V239L92 240L91 241V243H94V244H96V243H98V245H100L98 248H96V246H98V245H92V246H88L85 242H83V241H81V242H83L84 244H82V243H79V235ZM90 232V233H89ZM99 233V235L101 236L102 234V236H101V238H100V236L98 235V233ZM147 232H149V233H147ZM175 232V233H174ZM187 232H188V236H189V238H190V241H189V238H188V236H187ZM189 232H190V235H189ZM193 232V233H192ZM248 232V233H247ZM255 232V233H254ZM30 233H28V235L29 236H31V234ZM110 233V234H109ZM161 236V237H159V235ZM171 235H170V234ZM173 233V234H172ZM200 233L202 234V236L200 235ZM59 234V235H58ZM105 234H107V237L106 236H104ZM109 234V235H108ZM116 234V235H115ZM139 234H141L145 239H147V237H148V240H147V242L145 243L144 242V238H141V235H139ZM147 234H150V235H148L147 236ZM162 234H164V235H162ZM180 234V235H179ZM194 234V235H193ZM196 234V235H195ZM221 235V237H220V235ZM226 234V235H225ZM50 235H52V236H50ZM58 235V236H57ZM66 235H68V237L66 236ZM72 236V238L71 237H69V236ZM95 236V238H94V236ZM129 235V236H128ZM138 235V236H137ZM153 235V236H152ZM156 235H158V236H156ZM167 237H166V236ZM171 237H170V236ZM175 235V236H174ZM212 235V236H211ZM45 236H46V238H45ZM57 236V237H56ZM61 236H63L64 237V239H63V237L61 238ZM77 236V237H76ZM134 236V237H133ZM146 236V237H145ZM150 236V237H149ZM151 236L153 237V239L151 238ZM165 236V237H164ZM172 236H174V237H172ZM186 236H187V238H186ZM192 236H194V237H196V239H193L192 238ZM201 236V237H200ZM209 236V237H208ZM212 238H211V237ZM219 236V237H218ZM225 236V237H224ZM37 237V238H36ZM52 237V238H51ZM55 237V238H54ZM61 238V239H59V238ZM98 237H99V239H98ZM104 237H106V238H104ZM115 237V238H114ZM136 237V238H135ZM158 237H159V241H158ZM59 239V240H57V239ZM104 238V239H103ZM133 238H134V241H133ZM137 238H138V240H137ZM160 238H162V239H160ZM165 238V239H164ZM167 238H169V239H171V240H169V239H167ZM213 238L215 239V240H213ZM219 238V239H218ZM95 239H98V241L97 240H95ZM198 239V240H197ZM208 241H207V240ZM210 239L213 241V242H210ZM243 239V240H242ZM156 240V241H155ZM160 240L162 241V242H160ZM164 240V241H163ZM178 242H177V241ZM196 240V241H195ZM201 240V241H200ZM240 240V241H239ZM248 240V241H247ZM249 240H251V242L249 241ZM260 240H261V242H260ZM75 241L76 242H78V243H75ZM94 241V242H93ZM110 241V242H109ZM119 241V242H118ZM142 241V242H141ZM146 241V240H145ZM194 241V242H193ZM200 241V243H201V245H199L200 243H198ZM241 241H243V243H241ZM256 241H259L260 242V244H259V242L257 243ZM56 242V243H55ZM59 242V243H58ZM110 244H109V243ZM123 242V243H122ZM134 242H136V244L134 243ZM144 242V243H143ZM150 242V243H149ZM153 242V243H152ZM159 242V243H158ZM163 242L166 244V245H164L163 244ZM175 243L173 246L174 247H176V245L178 246V247H176L177 249H176V252H175V256H176V254H177V256L176 257H179L180 258V260H178V258H176L175 259V257L174 256H172L171 254V252L174 250V248L172 247V248H170L169 246H168V244L169 243ZM196 242V243H195ZM246 242H250V244H251V246L249 245L248 246V244L246 243ZM78 244L77 246L75 245V244ZM103 243H105V244H103ZM122 243V244H121ZM150 245H149V244ZM160 243H162V244H160ZM189 243H190V245H189ZM193 243V244H192ZM232 243V244H231ZM256 243H257V245L259 246V247H257V248H255L257 245H256ZM86 244V245H85ZM109 244V245H108ZM141 244V245H140ZM154 244H156V245H154ZM186 244V245H185ZM188 244V245H187ZM197 244V245H196ZM205 244V245H204ZM239 244H241V245H239ZM80 245V246H79ZM87 247H85V246ZM115 245V246H114ZM140 245V246H139ZM144 245V247L143 248H141V246H143ZM149 245V246H148ZM166 246V247H168L167 249H166V251L167 252H169V253H166L165 254V248H164V250H163V247L164 246ZM170 245V244H169ZM204 247H203V246ZM246 245H247V251H245L246 250ZM54 246H53V249H54ZM76 246V247H75ZM111 246V247H110ZM122 246V247H121ZM138 246H139V248H138ZM160 246H161V248H160ZM190 246H195V247H193V249L190 247ZM203 247V255H202V253H201V257H199L200 256V253H199V255H198V250H201L202 251V248L201 249H197V247ZM221 246V247H220ZM67 247H68V245H67ZM95 247V248H94ZM124 247V248H123ZM150 247V248H149ZM180 247V248H179ZM188 247H190L191 249H192V251H189V250H191L190 248H188ZM199 247V248H200ZM245 247V248H244ZM136 248V249H135ZM155 248V249H154ZM171 249V250H169L168 251V249ZM180 250H179V249ZM207 248V249H206ZM234 248V249H233ZM69 249V248H68ZM77 249V250H78ZM95 249V250H94ZM118 249V250H117ZM121 249V250H120ZM194 249H196L197 250V252H194L195 250ZM219 249V250H218ZM69 250H72L71 248L69 249ZM143 250V251H142ZM159 250H160V252H159ZM177 250H179V251H181V255L183 256H181L180 255V252H178ZM186 250V251H185ZM206 250V251H205ZM234 250V251H233ZM43 250H41V252H42ZM130 251V252H129ZM141 251V252H140ZM162 251H163V253L164 254H162L161 255V253H162ZM200 251V252H201ZM205 251V252H204ZM237 251V252H236ZM70 252H72V253H74V254H76V255H79V260H84V258H85V261H88V259H89V256H87V255H85L83 252H81L80 253V251L78 250L77 252L74 250V251H70ZM189 252H191V253H189ZM208 252H209V254H208ZM188 253V254H187ZM197 253V254H196ZM207 253V254H206ZM233 253V254H232ZM240 253V254H239ZM168 254H169V256H168ZM173 254H174V252H173ZM185 254H187L186 255V259H187V261H186V259H184V256H185ZM190 254V255H189ZM192 254V255H191ZM218 254V255H217ZM242 254V255H241ZM249 254V255H248ZM94 255V256H93ZM164 255V257H161V256H163ZM188 255H189V257H188ZM246 255V256H245ZM80 256H82V257H80ZM125 256V257H124ZM240 256V258H238ZM107 257V258H106ZM168 257H169V260H168ZM172 257H174V259L172 258ZM188 257V258H187ZM190 257H192L191 259H190ZM203 257V258H202ZM121 258H123V259H121ZM199 258H200V260L202 261V263H201V261L199 260ZM202 258V259H201ZM214 258V257H213ZM245 258V259H244ZM129 259V260H128ZM165 259V260H164ZM171 259L172 260H175V261H173V263H172V261H171ZM221 259V258H220ZM242 259V260H241ZM78 260V261H79ZM141 260V261H140ZM184 260V261H183ZM191 260V261H190ZM240 260V261H239ZM245 260V261H244ZM251 260H253V261H251ZM132 261V262H131ZM147 261V262H146ZM190 261V262H189ZM236 261V262H235ZM136 262V263H135ZM16 263L17 264H37V262H36V260H31L30 258H25V260H20V259H18L17 261H16ZM179 264V263H178ZM192 264H193V261H192Z\"/></svg>",
	"mask_w": 264,
	"mask_h": 264
}]
</instances>
